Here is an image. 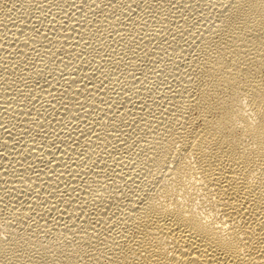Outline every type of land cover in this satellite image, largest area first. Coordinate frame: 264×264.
Listing matches in <instances>:
<instances>
[{
	"label": "bare ground",
	"instance_id": "6f19581e",
	"mask_svg": "<svg viewBox=\"0 0 264 264\" xmlns=\"http://www.w3.org/2000/svg\"><path fill=\"white\" fill-rule=\"evenodd\" d=\"M1 1V0H0ZM9 1H11V0H9ZM47 1V0H46ZM54 1V0H53ZM63 1V0H62ZM66 1V0H65ZM71 1V0H70ZM85 1V0H84ZM90 1V0H89ZM103 1H105V0H103ZM112 1V0H111ZM127 1V0H126ZM145 1H147V0H145ZM149 1V0H148ZM177 1V0H176ZM179 1H181V0H179ZM183 1V0H182ZM192 1V0H191ZM195 1V0H194ZM220 1V0H219ZM219 1H217V2H219ZM6 2V1H5ZM30 2V1H29ZM41 2V1H40ZM64 2V1H63ZM77 2V1H76ZM102 2V1H101ZM117 2V1H116ZM128 2H129V0H128ZM132 1L130 0V3H131ZM134 2V1H133ZM140 2V1H139ZM155 2H158V1H155ZM162 2V1H161ZM164 2V1H163ZM173 2H174V0H173ZM193 2V1H192ZM212 2H214V1H212ZM224 2H225V0H224ZM226 2H227V0H226ZM2 3H3V1H2ZM1 3V4H2ZM27 3V2H26ZM31 3V2H30ZM66 3V2H65ZM80 3V2H79ZM78 3V4H79ZM126 3V2H125ZM135 4H134V6L136 5V1L134 2ZM143 3V2H142ZM145 3V2H144ZM143 3V4H144ZM154 3V2H153ZM186 3V2H185ZM220 3V2H219ZM37 4V3H36ZM35 4V5H36ZM43 4H44V2H43ZM53 4V3H52ZM55 4V3H54ZM89 4V3H88ZM96 4V3H95ZM104 4V3H103ZM102 4V5H103ZM117 4V3H116ZM127 4V3H126ZM133 4V3H132ZM147 4H148V2H147ZM4 5V4H3ZM30 5V4H29ZM45 5H47V4H45ZM68 5V4H67ZM74 5V4H73ZM90 5V4H89ZM98 5V4H97ZM97 5H96V7H97ZM102 5H101V7H102ZM119 5V4H118ZM137 5H139V4H137ZM212 5V4H211ZM217 5H218V3H217ZM220 5L222 6L223 4H219V6L218 7H220ZM225 5V4H224ZM224 5L222 6V7H224ZM27 6H28V4H27ZM54 6V5H53ZM62 6H63V4H62ZM81 6V5H80ZM93 6V5H92ZM91 6V7H92ZM99 6V5H98ZM111 6V5H110ZM159 6V5H158ZM178 6H179V4H178ZM185 6H186V4H185ZM184 6V7H185ZM215 5H213V7H214ZM226 7L225 8H221V10L220 11H218V9H217V12L218 13H220L221 11L223 12L224 10V14L221 12V14H222V16L221 17H219L220 19H219V22L217 23H211V25H210V27H206L204 30H206L207 29V34H203V33H206V32H204L203 31V40H201V43H203L202 41H204V48H205V51H203L204 53H202V56H200L201 58H196L195 60H194V58H192L190 55H187V56H189L190 58H192V59H190L189 61H188V59H189V57H187L186 59H187V61L188 62H193L192 64H193V66L190 64L189 65V67L190 66H192L191 68H192V70L193 71H191V72H194V79H193V81L189 84L188 83V81H186L187 83L185 84V86L186 85H188L189 84V87L184 91V93L182 92L181 93V91L179 92L178 90L175 92V94L172 92V94H174V95H167L166 96V93H167V91H166V93L165 92H162L163 94L161 95V96H163L162 98H161V102H159V101H156V102H153L152 103V100H151V102H147L145 105H144V103H145V99L143 100L142 99V101L141 100H139L140 99V96H139V99L138 100H136L135 99V101H140L139 103H143V104H141V106H140V109H139V111H137V110H134L133 111V113L131 112V113H128V112H130L129 111V109H130V107H129V109H127V107L128 106H131V105H129L131 102H130V98H128V97H126V96H121V94H118V95H116V92H115V90H114V94L111 92V90L110 91H107V90H109L110 89V87H109V89L107 88V85L105 86L106 87V91H103V90H105L104 88H100V86H99V84L100 83H98L97 82V80L95 79V77H94V80L92 81V80H90L91 82L89 83V86H87L88 84H86L87 83V81H86V79H85V81H86V83L84 84V83H82L83 81H81V83L79 84V81L78 80H80V79H78V80H75V79H77L78 77L77 76H79V75H76V77L77 78H71L72 76L71 75H73V74H70V72H69V77L72 79H69V77H68V79L70 80L69 81V84L70 85H67V86H69V88L66 86L65 88L68 90V91H70V92H72V94H69V95H67L68 96V98L67 99H65V101L67 100L68 101V103H66V106H63V105H61V107H62V112L63 111H65L63 108L65 107L66 108V110L68 109V108H70V110H71V106H72V103H75V101L73 102V100L74 99H78V98H76L75 97V94L76 93H78V91H76V93L74 94L73 92H75L74 91V89H72V88H70V87H73L75 84L74 83H78L76 86L77 87H80V88H77V90L79 89V90H86V91H89V93H91V92H93V90H95V86H97V87H99L100 89H103V90H101L102 92V94L103 95H105V96H103V97H105V99L107 100V102L105 101V103H106V105L104 106V108H103V110L104 111H101V112H105L106 114H109L108 112H110L112 109H114V107L115 106H117V105H119V104H121V102H122V100H123V102H122V104H121V106L123 107L124 106V104H126L127 103V101L128 102H130L129 104H128V106H125L124 108H122V107H120V113H119V115H117L116 116V120H120L121 121V119H123V121H124V118H121L120 117V115L121 114H130L131 116H132V114H133V118H131V120H135L136 121V126L135 127H137V126H139V129H144V134H146V132L149 134H147L150 138H152V139H148V142H147V144H146V141H145V143L144 142H140V143H143V144H146V146L144 147V149H142V151H143V153L144 154H146L144 157H148V159H147V157H146V159H145V162L146 161H150V163H152L151 164V166L153 165V166H155L157 169H159V171L157 170V169H155V170H157L158 172H155V170H154V172H155V174H156V176H155V174H154V176H155V179L154 180H156L155 182H156V184L155 183H151V184H155L154 185V187L151 189V188H149L150 189V191H148L146 194H144V195H141V194H135V193H137L136 192V190H135V193H134V195H131V197L129 198V199H127L126 200V198H125V200H126V202L124 201V205L121 203V204H117L118 206L119 205H123V207H121V212H120V210H119V212H120V214L119 213H115V215L116 214H119V215H117V217L118 218H115V219H113L112 217H110V215L111 214H113V213H109L110 215H109V217H110V219L112 218L114 221L113 222H115L114 224H113V222L111 221V223H110V219H109V217H107V215H106V213H107V210H108V208H109V206L110 205H107L108 204V202H107V204H105V203H103V202H101V201H99V202H101V203H99V204H96L95 206H97V207H95L94 206V209L96 210V220H95V218H94V220L95 221H92V219H91V221L92 222H90L89 221V218H86L87 216H88V214L87 213H85V215L87 214V216L85 217V215L84 216H82V217H84V218H82L81 216L78 218V220L80 219V218H82L83 220L81 221V222H83L82 224L81 223H79V224H81L82 225V227H83V230L80 228V227H78V228H80V229H77L78 231H80L81 232V234L79 233V235H78V232H75L76 233V235H78V237H79V239L80 240H78V242H81L79 245L81 246V244H83V245H85V246H87L88 247V250H87V252H86V254H85V252H84V254H83V251H82V254H80V257H79V252H80V250L81 249H83V247H81L80 249H79V252L77 253L78 254V257L79 258H81V255L83 256V258H81V259H77L76 258V260L74 259V257L72 256L73 255V253H72V255H71V252L69 253L70 255H65L64 257H62V255H60L61 256V258H62V260H61V264H264V0H229L228 1V3L225 5ZM0 7H1V5H0ZM38 7V6H37ZM46 7V6H45ZM68 7H70V6H68ZM95 7V8H96ZM100 7V6H99ZM99 7H97V8H99ZM106 7H108V6H106ZM105 7V8H106ZM156 7V6H155ZM217 7V6H216ZM217 7V8H218ZM41 8V7H40ZM52 8V7H51ZM54 8V7H53ZM56 8H57V6H56ZM59 8H60V6H59ZM80 9H81V7H79ZM85 8V7H84ZM94 8V7H93ZM129 8V7H128ZM138 8H140V7H138ZM143 8V7H142ZM146 8V7H145ZM152 8H154V7H151V9ZM182 8V7H181ZM58 9V8H57ZM66 9H67V6H66ZM65 9V10H66ZM72 9V8H71ZM77 9H78V7H77ZM79 9V10H80ZM109 9V8H108ZM116 9V8H115ZM134 9V8H133ZM174 9V8H173ZM202 9H204V8H202ZM211 9H212V7H211ZM216 9V8H215ZM41 10V9H40ZM45 10V9H44ZM62 10V9H61ZM85 10H87V9H85ZM104 10V9H103ZM129 10H131V8L129 9ZM155 10V9H154ZM157 10V9H156ZM34 11V10H33ZM33 11H31V12H33ZM50 11V10H49ZM93 11V10H92ZM96 11V10H95ZM101 11V10H100ZM139 11H140V9H139ZM174 11V10H173ZM5 12V11H4ZM24 12V11H23ZM56 12V11H55ZM63 12H66V11H63ZM71 12H74V11H71ZM70 12V13H71ZM79 12V11H78ZM89 12V11H88ZM94 12V11H93ZM103 12V11H102ZM106 12V11H105ZM182 12V11H181ZM196 12H197V10H196ZM30 13V12H29ZM53 13V12H52ZM87 13V11L85 12V14ZM99 13V12H98ZM104 13V12H103ZM124 13H126L127 14V12H124ZM132 13V12H131ZM138 13V12H137ZM142 13V12H141ZM146 13V12H145ZM157 13H159V12H157ZM162 13V12H161ZM198 13V12H197ZM3 14V13H2ZM9 14V13H8ZM11 14V13H10ZM61 14V13H60ZM101 14V13H100ZM196 14V13H195ZM203 14V13H202ZM206 14V13H205ZM209 14V13H208ZM220 14V15H221ZM23 15V14H22ZM43 15V14H42ZM50 15V14H49ZM58 15V14H57ZM72 16H74L73 14H71ZM92 15L94 16V14L92 13ZM104 15V14H103ZM102 15V16H103ZM144 15H146V14H144ZM143 15V16H144ZM153 15V14H152ZM151 15V16H152ZM158 15V14H157ZM216 15V14H215ZM218 15V14H217ZM216 15V16H217ZM29 16H31L30 14H29ZM54 16V15H53ZM61 16V15H60ZM70 16V15H69ZM77 16V15H76ZM80 16V15H79ZM86 16V15H85ZM125 16V15H124ZM130 16V15H129ZM161 16H162V14H161ZM173 16V15H172ZM195 16V15H194ZM206 16V15H205ZM7 17H10V16H7ZM12 17H14V16H12ZM18 17H20L19 15H18ZM22 17V21L20 20V22L19 23H21V22H25L26 23V20H25V18H24V21H23V16H21ZM26 18H27V16H25ZM37 17V16H36ZM67 17V16H66ZM132 17V16H131ZM163 17V16H162ZM178 17V16H177ZM185 17V16H184ZM192 17V16H191ZM197 18H198V16H196ZM201 17H203V16H201ZM200 17V18H201ZM214 17V16H213ZM2 19H3V17H1ZM0 18V19H1ZM35 18V17H34ZM38 18V17H37ZM51 18V17H50ZM55 18H56V16H55ZM55 18H53V19H55ZM58 18V17H57ZM65 18V17H64ZM68 18V17H67ZM77 18V17H76ZM96 18V17H95ZM106 18H107V16H106ZM118 18V17H117ZM128 18V17H127ZM158 18H159V16H158ZM180 18V17H179ZM187 18V17H186ZM207 18V17H206ZM217 18V17H216ZM11 19V18H10ZM112 19V18H111ZM116 19V18H115ZM123 19V18H122ZM126 19V18H125ZM132 19V18H131ZM153 19V18H152ZM173 19V18H172ZM189 18H187V20H188ZM190 19H192V18H190ZM201 19H203V18H201ZM211 19H213V18H211ZM210 19V20H211ZM12 20V19H11ZM30 20V19H29ZM57 20V19H56ZM60 20V19H59ZM65 20V19H64ZM83 20V19H82ZM94 20V19H93ZM113 20V19H112ZM146 20V19H145ZM150 20V19H149ZM174 20V19H173ZM177 20V19H176ZM180 20V19H179ZM198 20V19H197ZM217 20V19H216ZM215 20V21H216ZM3 21V20H2ZM2 21H0L1 22V24H2ZM14 21V20H13ZM12 21V22H13ZM19 21V20H18ZM18 21H17V23H18ZM28 21V20H27ZM39 21V20H38ZM43 21V20H42ZM55 21V20H54ZM62 21H63V19H62ZM61 21V22H62ZM86 21V20H85ZM122 21V20H121ZM172 21V20H171ZM178 21V20H177ZM185 21V20H184ZM183 21V22H184ZM202 21V20H201ZM214 21V22H215ZM9 22V21H8ZM15 22V21H14ZM29 23H26V24H24V25H26V29H29L30 31L29 32H31V31H36V36L39 38V39H43V38H46V39H51V40H53V42H51L50 41V43H52V45H50V46H48V47H51V49L49 50V49H45L46 51H55L54 52V54H58V53H60V54H63L64 52L65 53H67V52H69V53H72V52H76V50L74 49H69L68 48V44H67V40L72 36L73 37V35L75 34V35H77L76 33L78 32V31H80V29L83 27V25L84 24H81V23H72V22H74V21H72L71 20V23L70 22H66L65 24H66V28H64V27H62V23L60 24V22H59V24H60V26H57V27H52V24L49 26L50 28H46V29H39V30H36V28H34L35 26H33V25H31L30 23V21H28ZM33 22H34V20H33ZM76 22V21H75ZM87 22H88V20H87ZM98 22H99V20H98ZM123 22V21H122ZM126 22V21H125ZM151 22V21H150ZM173 22V21H172ZM175 22V21H174ZM213 22V21H212ZM4 23V22H3ZM9 23H11V22H9ZM18 23V24H19ZM95 23V22H94ZM110 23V22H109ZM138 23V22H137ZM147 23V22H146ZM180 23V22H179ZM186 23V22H185ZM188 23H190V21L188 22ZM187 23V24H188ZM192 23V22H191ZM193 23H195L194 21H193ZM205 23V22H204ZM6 24V23H5ZM17 24V25H18ZM36 24V23H35ZM104 24V23H103ZM107 24H108V22H107ZM114 25H116L115 23H113ZM119 24V23H118ZM151 24V23H150ZM181 24V23H180ZM183 24V23H182ZM203 24V23H202ZM210 24V23H209ZM11 25H13V24H11ZM21 25V24H20ZM23 25V24H22ZM42 25V24H41ZM86 25V24H85ZM92 25V24H91ZM101 25L102 24H100V27H101ZM132 25H133V23H132ZM137 25V24H136ZM140 25V24H139ZM144 25H146V24H144ZM9 26V25H8ZM54 26H56V22H55V25ZM125 26H126V24H125ZM125 26H124V28H125ZM130 26V25H129ZM147 26V25H146ZM155 26V25H154ZM190 26V25H189ZM196 26V25H195ZM204 26V25H203ZM206 26H208V25H206ZM212 26V27H211ZM4 27H6V25L4 26ZM16 27V26H15ZM111 27V26H110ZM120 27V26H119ZM118 27V28H119ZM123 27V26H122ZM150 27V26H149ZM163 27V26H162ZM162 27H161V29H162ZM170 27V26H169ZM184 27H186V26H184ZM183 27V29H185L186 30V28H184ZM205 27V26H204ZM9 28H10V26H9ZM19 28H20V26H19ZM40 28V27H39ZM42 28H45L44 27V23H43V27ZM64 28V29H63ZM88 28V27H87ZM103 28H104V25H103ZM134 28V27H133ZM141 28V27H140ZM171 28V27H170ZM175 28V27H174ZM173 28V29H174ZM179 28V27H178ZM203 28V27H202ZM15 29H18V28H15ZM22 29H23V27H22ZM35 29V30H34ZM38 29V28H37ZM66 29V30H65ZM108 29V28H107ZM113 29V28H112ZM125 29H127V28H125ZM128 29H130V28H128ZM143 29V28H142ZM147 29V28H146ZM165 29V28H164ZM172 29V30H173ZM200 29V28H199ZM82 30V29H81ZM92 30V29H91ZM111 30V29H110ZM114 30V29H113ZM132 30V29H131ZM134 30V29H133ZM151 30H152V28H151ZM158 30H159V28H158ZM180 30V29H179ZM193 30V29H192ZM195 30V29H194ZM201 30V29H200ZM0 31H2V33H3V30H2V28L0 29ZM11 31V30H10ZM9 31V32H10ZM14 31V30H13ZM12 31V32H13ZM22 31V30H21ZM26 31H28V30H26ZM42 31H44V32H42ZM45 31L48 33V35H50L49 37H47L45 34ZM120 31V30H119ZM145 31V30H144ZM143 31V32H144ZM156 31H157V29H156ZM154 32V31H152V32H154V33H150L149 34V36H148V38H145L146 40L148 39H155V38H157V36H158V40H160L159 39V36H161L162 37V35H161V33L160 34H158L157 32ZM163 31V30H162ZM175 31V30H174ZM178 31V30H177ZM184 31V30H183ZM183 31H181V32H183ZM188 31H189V29H187V33H185L186 31H184L183 33L184 34H188ZM15 32V31H14ZM25 32V31H24ZM24 32H22V33H24ZM124 32H125V30H124ZM128 32V31H127ZM159 32V31H158ZM168 32V31H167ZM191 32V31H190ZM192 32H194V31H192ZM191 32V33H192ZM11 33V32H10ZM16 33H17V31H16ZM18 33L20 34V31L18 30ZM17 33V34H18ZM52 35H51V34ZM96 33V32H95ZM108 33H110V32H108ZM112 33V32H111ZM122 33V32H121ZM133 33V32H132ZM139 33V32H138ZM164 33H166V32H164ZM169 33V32H168ZM176 33V32H175ZM175 33H174V35H175ZM197 33V32H196ZM200 31H199V36H201L200 35ZM12 34V33H11ZM16 34V35H17ZM19 34H18V36H19ZM28 34V33H27ZM33 34V33H32ZM79 34V33H78ZM82 34V33H81ZM99 34V33H98ZM115 34V33H114ZM119 34V33H118ZM123 34V33H122ZM139 34H141V33H139ZM178 32H177V36H178ZM193 34V36H194V33H192ZM192 34H191V36H192ZM1 35V34H0ZM4 35H6V34H4ZM9 35V34H8ZM29 35V34H28ZM31 35V34H30ZM29 35V37H31ZM33 35H35V34H33ZM74 35V36H75ZM88 35V34H87ZM110 35V34H109ZM113 35V34H112ZM116 35V34H115ZM125 35V34H124ZM128 34L126 33V36H127ZM144 35H148V33L147 34H144L143 33V35H141V36H144ZM165 35V34H164ZM173 35V34H172ZM183 35V34H182ZM181 34L179 35V36H182ZM198 35V34H197ZM10 36H13V35H10ZM16 37V36H14L13 38H11V40L9 39V38H7V39H9L10 40V43L13 45V47L9 50L8 49V47H7V49H6V45L4 46V42L5 41H8L6 38L4 39L5 41L3 42V38L5 37H3L2 39L0 38V59H3V60H5V58H7V57H9V56H12L11 55V53H13V52H18V54H19V52H23V54H24V52H25V50H32L31 48H33V47H31L32 45H31V43L30 42H28V41H26L27 39H30V38H24L23 36H21V37H23V39L22 40H20V38L19 37ZM35 36V37H36ZM104 36V35H103ZM105 36H107V35H105ZM120 36V35H119ZM118 36V37H119ZM122 36V35H121ZM133 37H135L134 36V34L132 35ZM167 36V35H166ZM179 36H178V38H179ZM188 36V35H187ZM199 36H198V38H199ZM16 37V38H15ZM34 37V38H35ZM78 37H79V35H78ZM87 37V36H86ZM85 37V38H86ZM100 37H101V35H100ZM117 37V38H118ZM138 37H140V36H138ZM145 37H147V36H145ZM172 37V36H171ZM189 37V36H188ZM195 38H197V36L195 35L194 36ZM17 38H19V39H17ZM37 38V39H38ZM79 38H81V36L79 37ZM96 38V37H95ZM104 38V37H103ZM127 37H125V39H126ZM131 38V37H130ZM141 38V37H140ZM163 38V37H162ZM187 37H185V39H186ZM201 38V37H200ZM37 39L35 40V42L37 41ZM41 39V41H43ZM71 39V41H72V38H70ZM82 39H84V38H82ZM102 39V38H101ZM112 39H114V38H112ZM115 39H116V37H115ZM119 39V38H118ZM121 39V38H120ZM123 41L125 40L124 39V36H123ZM121 39V40H122ZM166 39V38H165ZM164 39V40H165ZM168 39V38H167ZM179 39H181V38H179ZM184 39V38H183ZM188 39V38H187ZM187 39H186V41H187ZM194 39V38H193ZM202 39V38H201ZM30 40H33L34 41V39L31 37V39ZM47 40V41H48ZM86 40V39H85ZM98 40V39H97ZM105 40V39H104ZM139 40V39H138ZM144 40V39H143ZM148 40L147 41H145V42H147V44L150 46V42L148 43ZM156 41H157V39H155ZM162 40V39H161ZM171 40V39H170ZM169 40V41H170ZM172 40H174V38H172ZM176 40V39H175ZM195 41H196V39H194ZM41 41H39V42H41ZM74 42H75V38H74V40H73ZM77 41V40H76ZM86 41H88V40H86ZM108 41V40H107ZM127 41V40H126ZM154 41V40H153ZM163 41V40H162ZM161 41V42H162ZM168 41V42H169ZM180 41V40H179ZM185 41V40H184ZM198 41V40H197ZM130 42H132V39H131V41ZM137 42V41H136ZM145 42L143 41V43L141 42V44H143V46H144V44H145ZM159 42V41H158ZM160 42V43H161ZM164 42V41H163ZM166 42V41H165ZM172 42V41H171ZM200 42V41H199ZM38 43V42H37ZM36 43V44H37ZM43 43H45V42H43ZM71 43H73V42H70V44ZM95 43V42H94ZM117 43V42H116ZM173 43V42H172ZM192 43V42H191ZM10 44V45H11ZM49 44V43H48ZM69 44V45H70ZM83 44H85L84 42H83ZM121 44V43H120ZM131 44V43H130ZM154 44V43H153ZM158 44V43H157ZM163 44V43H162ZM162 44H160V45H162ZM166 43H164L163 45H162V47L165 45ZM175 44H176V42H175ZM184 44V43H183ZM183 44H181V45H183ZM197 44H199L198 42H197ZM197 44H196V46H197ZM9 45V44H8ZM46 45H47V42H46ZM45 44L43 45V46H46ZM73 45V44H72ZM74 45H76V43L74 44ZM77 45H79V44H77ZM90 45H91V43H90ZM94 45H96V44H94ZM94 45H92V47L94 46ZM101 45V44H100ZM138 45V44H137ZM139 45H140V43H139ZM172 46L171 45V43L169 42V44H168V46ZM178 45V44H177ZM185 45H187V44H184V46ZM191 45V44H190ZM200 45V44H199ZM202 45V44H201ZM33 46H34V44H33ZM37 46H39V44L37 45ZM36 46V47H37ZM80 46V45H79ZM81 46H82V44H81ZM84 46V45H83ZM123 46V45H122ZM127 46V45H126ZM142 46V47H143ZM146 46V45H145ZM155 46H157V45H155ZM159 46V45H158ZM178 46H180V45H178ZM183 46V47H184ZM187 46H189V44L187 45ZM187 46H185L184 48L186 49V47ZM194 46V45H193ZM192 46V47H193ZM10 47V46H9ZM35 47V46H34ZM35 47V48H36ZM40 47H42L41 45H40ZM99 47H101V46H99ZM141 47V46H140ZM141 47V48H142ZM154 47V46H153ZM166 47V46H165ZM203 47V46H202ZM73 48H75V46L73 47ZM111 48H112V46H111ZM121 48V47H120ZM128 48V47H127ZM166 48H168V47H166ZM171 48V47H170ZM173 48H175V47H173ZM172 48V49H173ZM179 48V47H178ZM195 48V47H194ZM197 48H199V46L197 47ZM39 49V48H38ZM37 49V50H38ZM42 49H44V47L42 48ZM80 49V48H79ZM104 49V48H103ZM102 49V50H103ZM124 48H122V50H123ZM136 49V48H135ZM143 49H144V47H143ZM145 49H146V47H145ZM144 49V51H147V52H149V51H151V48H150V50L148 51L147 49L145 50ZM153 49V48H152ZM169 49V48H168ZM176 49V48H175ZM183 49V48H182ZM184 49V50H185ZM190 49H191V47H190ZM189 48H187V50H190ZM193 49V48H192ZM83 50V49H82ZM91 50V49H90ZM102 50H101V52H102ZM130 50H132V49H130ZM130 50H126V53H124L123 55L125 56L126 54H127V51H130ZM139 50V49H138ZM164 50V49H163ZM174 50V49H173ZM184 50H183V52H184ZM186 50V51H187ZM196 50H198V49H196ZM203 50V49H202ZM201 49H199V51H202ZM41 51V50H40ZM48 51V52H49ZM87 51V50H86ZM98 51H99V49H98ZM105 51V50H104ZM112 51H114V50H112ZM118 51V54H120V53H122V51L119 53V50H117ZM134 51V50H133ZM155 51V50H154ZM186 51H185V53H186ZM56 52H58V53H56ZM123 52H125V51H123ZM130 52H132V51H130ZM135 52V51H134ZM133 52V53H134ZM141 52V51H140ZM146 52V53H147ZM152 52V51H151ZM150 52V53H151ZM160 52H161V50H160ZM159 52V53H160ZM165 52V51H164ZM166 52H168V51H166ZM172 52V51H171ZM174 52V51H173ZM176 52H178V50L176 51ZM188 52V51H187ZM194 52V51H193ZM30 53H32V52H30L29 51V54ZM83 53V52H82ZM85 53V52H84ZM155 53H157V52H155ZM180 53V52H179ZM178 53V54H179ZM197 53V51L195 52V54ZM200 53V52H199ZM38 54V53H37ZM47 53H45L44 54V52H43V55H46ZM52 54V53H51ZM51 54H50V57H51ZM54 54H52L54 57H55V55ZM73 54V53H72ZM72 54H70V55H72ZM80 54V53H79ZM101 54V53H100ZM104 54V53H103ZM108 54V53H107ZM128 54H130V53H128ZM140 54V53H139ZM153 54V53H152ZM160 54H162V53H160ZM169 54V53H168ZM173 54V53H172ZM183 54V53H182ZM20 55V54H19ZM26 55H27V53H26ZM40 55H41V53H40ZM64 55V54H63ZM67 56H69V54L67 53L66 54ZM75 55H76V53H75ZM94 55V54H93ZM106 55V54H105ZM120 55H122V54H120ZM122 55V56H123ZM138 55V54H137ZM157 55V54H156ZM167 55V54H166ZM177 55V54H176ZM181 55V54H180ZM198 55H201V54H198ZM14 56V55H13ZM47 56H49V54H47L45 57L47 58ZM78 56V55H77ZM90 56V55H89ZM122 56H121V58H122ZM134 56V55H133ZM159 56V55H158ZM165 56V55H164ZM185 56V55H184ZM195 57H197L196 55H194ZM28 57V56H27ZM30 57H31V55H30ZM44 57V58H45ZM50 57L48 58V59H50ZM56 57H57V55H56ZM61 57V56H60ZM76 57V56H75ZM80 57V56H79ZM102 57V56H101ZM100 57V58H101ZM120 57V56H119ZM136 57V56H135ZM161 57V56H160ZM176 57V56H175ZM179 57V56H178ZM177 57V58H178ZM10 58L11 57H9V60H10ZM13 58V57H12ZM15 58V57H14ZM13 58V59H14ZM18 58V57H17ZM19 58H20V56H19ZM26 58V57H25ZM43 58V57H42ZM53 58V57H52ZM63 58V57H62ZM125 58V57H124ZM123 58V59H124ZM139 58H142V56L141 57H139ZM156 58V57H155ZM166 58V57H165ZM173 58V57H172ZM171 58V59H172ZM21 59V58H20ZM28 59V62L30 61V58H27ZM26 59V60H27ZM32 59V58H31ZM57 59V58H56ZM76 59V58H75ZM80 59V58H79ZM83 59V58H82ZM95 59V58H94ZM132 59H133V57H132ZM131 59V60H132ZM162 59V58H161ZM161 59H160V61H161ZM33 60V59H32ZM39 60H41V59H39ZM52 60V59H51ZM65 60V59H64ZM73 60H74V58H73ZM87 60V59H86ZM89 60H91L90 58H89ZM102 60V59H101ZM128 60V59H127ZM134 60V59H133ZM166 60V59H165ZM181 60V59H180ZM6 61V60H5ZM25 61V60H24ZM49 61V60H48ZM58 61H59V59H58ZM58 61H56V62H58ZM67 61V60H66ZM112 62H113V60H111ZM116 61H118V60H116ZM123 61V60H122ZM141 61V60H140ZM177 61H178V59H177ZM2 62V61H1ZM0 62V63H1ZM17 62H19V60L17 61ZM21 62V61H20ZM27 62V61H26ZM25 62V63H26ZM44 62H45V60H44ZM61 62V61H60ZM94 62V61H93ZM105 62V61H104ZM121 62V61H120ZM125 62V61H124ZM124 62H122L121 64H124V65H127L129 62H131L130 61V59H129V61H126V63H124ZM164 62V61H163ZM188 62L186 63V62H184V64H186V65H188ZM3 63H4V61H3ZM9 63H10V61H9ZM30 63L32 64V62L30 61ZM39 63H40V61H39ZM68 63H69V61H68ZM77 63V62H76ZM97 63H98V60H97ZM109 63V62H108ZM114 63H115V61H114ZM114 63H112V64H114ZM118 63H119V61H118ZM134 63V62H133ZM140 63V62H139ZM168 63H170V62H168ZM15 64V63H14ZM17 64V63H16ZM42 64V63H41ZM40 64V65H41ZM46 64V63H45ZM65 64V63H64ZM87 64V63H86ZM91 64V63H90ZM102 64V63H101ZM132 64V63H131ZM130 64V65H131ZM163 64V63H162ZM1 65V64H0ZM9 65V64H8ZM7 65V66H8ZM11 65V64H10ZM18 65V64H17ZM16 65V66H17ZM22 65V64H21ZM23 65H24V62H23ZM27 65L28 64H26V67H27ZM61 65H63V64H61ZM99 65V64H98ZM105 65V64H104ZM109 65V64H108ZM115 65V64H114ZM114 65H112V66H114ZM119 65V64H118ZM160 65V64H159ZM176 65H178V64H176ZM6 66V65H5ZM4 65H3V68L5 67ZM12 66V65H11ZM16 66H14L13 65V67L12 68H14V67H16ZM33 66V65H32ZM68 66V65H67ZM67 66H65V67H67ZM70 66V65H69ZM72 66V65H71ZM110 66H111V64H110ZM116 66V65H115ZM129 66V65H128ZM134 67H138V65L137 66H135V64L133 65ZM170 66V65H169ZM180 66V65H179ZM183 67H184V65H182ZM1 67H2V65H1ZM19 67H22V66H20V64H19ZM24 67V66H23ZM29 67H31L30 65H29ZM38 66H36V68H37ZM40 67V66H39ZM58 67V66H57ZM101 67H102V65H101ZM117 67V66H116ZM171 67V66H170ZM32 68V67H31ZM63 68V67H62ZM95 68V67H94ZM98 68V67H97ZM115 68V67H114ZM123 69H124V67H122ZM130 68V67H129ZM139 68V67H138ZM157 68V67H156ZM178 68H182V67H178ZM188 68V67H187ZM18 69V68H17ZM27 69V68H26ZM34 69V68H33ZM78 69V68H77ZM80 69H81V67H80ZM84 69V68H83ZM82 69V70H83ZM107 69V68H106ZM105 69V70H106ZM112 69V68H111ZM110 69V70H111ZM126 69H128V67L126 68ZM131 69H132V66H131ZM130 69V70H131ZM137 69V68H136ZM135 69V70H136ZM152 70L154 69V68H151ZM150 69V70H151ZM9 70V69H8ZM16 70V69H15ZM37 71H38V68L36 69ZM41 70V69H40ZM39 70V71H40ZM59 70H61V69H59ZM81 70V71H82ZM84 70H86V69H84ZM83 70V71H84ZM93 70V69H92ZM101 70H104V69H100V71ZM110 70H107V71H105V73L106 72H108V71H110ZM121 70V69H120ZM125 70V69H124ZM129 70V69H128ZM134 70V71H135ZM146 70V69H145ZM162 70V69H161ZM185 70V69H184ZM1 71H2V69H1ZM5 71H7V70H5ZM11 71V70H10ZM12 71H14L13 69H12ZM11 71V72H12ZM22 71V70H21ZM30 71H32V70H30ZM37 71L35 72V69H34V72L35 73H37ZM42 71V70H41ZM57 71V70H56ZM74 71H76V69L74 70ZM79 71V70H78ZM78 71H77V73H78ZM82 71V72H83ZM116 71V70H115ZM132 71H133V69H132ZM132 71H130V72H132ZM139 71V70H138ZM156 71V70H155ZM154 71V72H155ZM164 71V70H163ZM183 71V70H182ZM186 71V70H185ZM189 71H190V68H189ZM10 72V73H11ZM23 73H25L24 72V68H23V71H22ZM66 72H67V70H66ZM81 72V73H82ZM93 72H94V70H93ZM99 72V71H98ZM97 72V73H98ZM111 72V71H110ZM114 72V71H113ZM113 72H111V73H113ZM142 72V71H141ZM152 72V71H151ZM169 72V71H168ZM167 72V73H168ZM179 72H180V70H179ZM1 73V72H0ZM4 73H6V72H4ZM3 73V74H4ZM34 73V74H35ZM42 73V72H41ZM58 73H59V71H58ZM57 73V74H58ZM76 73V74H77ZM87 73H89L88 71H87ZM115 73V72H114ZM122 73H123V71H122ZM125 73H127L126 71H125ZM129 73V72H128ZM158 73V72H157ZM170 73V72H169ZM175 73H178V72H175ZM7 74H8V72H7ZM28 73L26 72V75H27ZM31 74H33V73H31ZM33 74V75H34ZM37 74H39V73H37ZM36 74V75H37ZM63 74V73H62ZM66 74V73H65ZM68 74V73H67ZM79 74H80V72H79ZM94 74H96L95 72H94ZM94 74H92L93 76H94ZM100 74H101V72H100ZM104 74V73H103ZM107 74H109V73H107ZM131 74V73H130ZM130 74H128V76H130ZM133 74V73H132ZM131 74V75H132ZM2 75V74H1ZM0 75V76H1ZM6 75V74H5ZM5 75L3 76L4 78H5ZM41 75V74H40ZM44 75V74H43ZM48 75V74H47ZM102 75V74H101ZM117 75V74H116ZM116 75H112L111 77H113V76H115L116 77ZM119 75H121L120 73H119ZM127 75V74H126ZM147 75V74H146ZM150 75H152V74H150ZM175 75V74H174ZM173 75V76H174ZM193 75V74H192ZM7 76V75H6ZM21 76H23V74L21 75ZM20 76V77H21ZM29 76V75H28ZM74 76V75H73ZM80 76H82V75H80ZM85 76V75H84ZM90 76V75H89ZM93 76H90V79L91 78H93ZM100 76V75H99ZM105 76H106V74H105ZM109 76V75H108ZM122 76H124V75H122ZM133 76V75H132ZM159 76V75H158ZM173 76H171L170 75V78L172 77V78H174ZM178 76V75H177ZM24 77H26V76H24ZM38 77H39V75H38ZM54 77V76H53ZM86 77H88L87 75H86ZM101 77V76H100ZM99 77V78H100ZM102 77H104L103 75H102ZM115 77H113V78H115ZM127 77V76H126ZM125 77V78H126ZM135 77H137V76H135ZM169 77V76H168ZM180 77V76H179ZM26 78H28V77H26ZM36 78V77H35ZM64 78V77H63ZM106 78V77H105ZM164 78V77H163ZM6 79V78H5ZM7 79H8V76H7ZM6 79V80H7ZM29 79H30V76H29ZM82 79H84V77L82 78ZM102 79V78H101ZM110 79V78H109ZM116 79H117V77H116ZM121 79H124V78H121ZM129 79V78H128ZM130 79H131V76H130ZM134 79V78H133ZM143 79V78H142ZM145 79V78H144ZM166 79H168V78H166ZM175 79V78H174ZM176 79H178V78H176ZM183 79V78H182ZM1 80V79H0ZM32 80V79H31ZM45 80V79H44ZM52 80H55V78H52ZM52 80H50L51 82H52ZM67 80V79H66ZM99 80V79H98ZM107 80V79H106ZM112 80V79H111ZM118 80V79H117ZM126 80V79H125ZM138 80H139V78H138ZM141 80V79H140ZM148 80H149V78H148ZM187 80H189V79H187ZM25 81V80H24ZM30 81V80H29ZM35 81V80H34ZM59 81V80H58ZM62 81H63V79H62ZM65 81V80H64ZM103 81V80H102ZM108 81V80H107ZM129 81V80H128ZM132 81V80H131ZM134 81V80H133ZM132 81V82H133ZM143 81V80H142ZM164 81V80H163ZM166 81V80H165ZM170 81V80H169ZM177 81V80H176ZM27 82V81H26ZM111 82V81H110ZM109 82V83H110ZM112 82H115V81H112ZM117 82V81H116ZM120 82V81H119ZM126 82V81H125ZM138 82H140V81H138ZM172 82V81H171ZM171 82H170V84H171ZM8 83V82H7ZM6 83V84H7ZM35 83V82H34ZM54 83V81L52 82V84L51 85H54V87H56L57 85L56 84H53ZM55 83H56V80H55ZM63 83V82H62ZM66 83H67V81H66ZM106 84H107V82H105ZM141 83V82H140ZM174 83H177V82H175V80H174ZM29 84V83H28ZM45 84V83H44ZM48 84V83H47ZM61 83H59V85H60ZM91 84V85H90ZM103 84V83H102ZM117 84V83H116ZM139 84V83H138ZM169 84V83H168ZM168 84H167V86H168ZM173 84V83H172ZM171 84V85H172ZM178 84H180V83H178ZM178 84H175V85H178ZM4 85V84H3ZM2 85V86H3ZM25 85V84H24ZM33 85V84H32ZM50 85V83H49V89H52L51 87H53V86H51ZM56 85V86H55ZM64 85V84H63ZM71 85H73V86H71ZM101 85V84H100ZM119 85V84H118ZM129 85H131V84H129ZM136 85V84H135ZM174 85V84H173ZM172 85V86H173ZM181 85L183 86L184 84L183 83H181ZM180 85V86H181ZM1 86V88L3 89V87ZM11 86V85H10ZM27 86V85H26ZM43 86V85H42ZM41 86V87H42ZM46 86V85H45ZM51 86V87H50ZM137 86V85H136ZM144 86V85H143ZM146 86V85H145ZM144 86V87H145ZM184 86V87H185ZM7 87V86H6ZM16 87V86H15ZM64 87V86H63ZM63 87H62V89L59 91L58 89H59V87H58V92H59V94L58 95H60V94H63V93H61L64 89H63ZM0 88V89H1ZM19 88V87H18ZM21 88V87H20ZM34 88V87H33ZM32 88V89H33ZM45 88V87H44ZM48 88V87H47ZM60 88H61V86H60ZM129 88V87H128ZM135 88V87H134ZM142 88V87H141ZM147 86H146V91H147ZM172 87L170 86V89H171ZM174 88V87H173ZM172 88V89H173ZM186 88V87H185ZM184 88V89H185ZM9 89V88H8ZM27 89V88H26ZM31 88L29 89V90H32ZM43 89V88H42ZM66 89L64 90V91H66ZM127 89V88H126ZM140 89V88H139ZM170 89H168V90H170ZM175 89V88H174ZM6 91H7V88L5 89ZM17 90V89H16ZM19 90H21V89H19ZM18 90V91H19ZM46 90H48V89H46ZM46 90H45V93H46ZM56 90V89H55ZM56 90V91H57ZM117 90V89H116ZM125 90V89H124ZM141 90H143V89H141ZM140 90V91H141ZM145 90H143L144 91V96H145V94H146V92H145ZM0 91H2V90H0ZM27 91V90H26ZM37 91V90H36ZM50 92L52 91V90H49ZM63 91V92H64ZM67 91V92H68ZM91 91V92H90ZM118 91V90H117ZM155 91V90H154ZM159 91V90H158ZM157 91V92H158ZM171 91H174V90H171ZM5 91H3V95L4 94H6V92L4 93ZM15 92V91H14ZM37 92H39V91H37ZM36 92V93H37ZM40 92H41V90H40ZM44 92V91H43ZM48 92V91H47ZM57 92V93H58ZM100 92V91H99ZM120 92V91H119ZM138 92V91H137ZM160 92V91H159ZM177 92H179V93H177ZM9 93H10V91H9ZM8 93V94H9ZM17 93V91L15 92V94ZM19 93V92H18ZM17 93V94H18ZM29 93V92H28ZM44 93V94H45ZM56 93V94H57ZM64 93H66V92H64ZM101 93H97V97L99 96L98 94H101ZM118 93V92H117ZM123 93V92H122ZM129 93V92H128ZM139 93V92H138ZM156 93V92H155ZM165 93V94H164ZM171 93V92H170ZM169 93V94H170ZM12 94V93H11ZM20 94H21V92H20ZM20 94H18V95H20ZM25 94V93H24ZM27 94V93H26ZM34 94V93H33ZM39 94V93H38ZM42 95H43V93H41ZM47 94H49V95H47ZM47 94H45V95H47V96H50V94L51 93H47ZM54 94H55V92H54ZM54 94H53V97H54ZM67 94V93H66ZM81 94V93H80ZM83 94H84V92H83ZM86 94V93H85ZM84 94V95H85ZM92 94V93H91ZM96 94V93H95ZM95 94H94V96H95ZM132 94H134V93H132ZM141 94V93H140ZM159 93H157V95H158ZM0 95H2V94H0ZM17 95V96H18ZM23 95V94H22ZM21 95V96H22ZM31 95V94H30ZM64 95V94H63ZM78 95V94H77ZM83 95V96H84ZM86 95H88V94H86ZM85 95V96H86ZM90 95V94H89ZM93 95V94H92ZM137 95H139V94H137ZM142 95V94H141ZM160 95V94H159ZM164 95L167 97V100L166 99H164ZM5 96V95H4ZM25 96V95H24ZM36 96V95H35ZM56 96V95H55ZM93 96V97H94ZM153 96H154V94H153ZM152 95H151V97H153ZM156 96V95H155ZM2 97V96H1ZM5 97H7L6 99H7V101L9 100L8 99V97H9V95L7 96H5ZM23 97V96H22ZM21 97V98H22ZM32 97V96H31ZM51 97V96H50ZM58 97V96H57ZM60 98H61V96H59ZM75 97V98H74ZM81 97V96H80ZM92 96H90L89 97V99L91 98ZM158 97V96H157ZM10 98V97H9ZM14 98V97H13ZM34 98V97H33ZM44 98V97H43ZM45 98H47V97H45ZM55 98V97H54ZM66 98V97H65ZM100 97H98L97 99L98 100H100L99 99ZM138 98V97H137ZM160 98V97H159ZM2 99V98H1ZM15 99V98H14ZM13 99V100H14ZM17 99V98H16ZM48 99V98H47ZM50 99H52V97L50 98ZM59 99V98H58ZM62 99V98H61ZM63 99H64V97H63ZM69 99V100H68ZM88 99V98H87ZM88 99V100H89ZM94 99H96V98H94ZM96 99V100H97ZM105 99H103V101L105 100ZM152 99V98H151ZM153 99H155V98H153ZM11 100H12V98H11ZM39 100V99H38ZM57 99H55V101H56ZM60 100V99H59ZM79 100H80V98H79ZM86 100V99H85ZM90 100H92V98L90 99ZM125 100H126V102H125ZM147 100H149V99H146V101ZM156 100H157V98H156ZM159 100V99H158ZM0 101H2V100H0ZM26 101V100H25ZM36 101V100H35ZM49 101H52V100H49ZM49 101H48V103H49ZM54 101V102H55ZM62 101V100H61ZM66 101V102H67ZM84 101V100H83ZM82 101V102H83ZM4 102V99H3V101H2V103ZM11 102V101H10ZM15 102V101H14ZM34 102V101H33ZM57 102H58V100H57ZM63 102V101H62ZM79 102V101H78ZM125 102V103H124ZM136 102V103H137ZM1 103V102H0ZM7 102H6V100H5V104H6ZM38 103V102H37ZM36 103V104H37ZM40 103V102H39ZM81 103V102H80ZM79 103V104H80ZM89 103V102H88ZM90 103H92V102H90ZM138 103V106H137V109H138V107H139V104ZM8 104H9V101H8ZM7 104V105H8ZM14 104V103H13ZM12 104V105H13ZM18 104V103H17ZM49 104H54V103H49ZM68 104V105H67ZM78 104V103H77ZM87 104V103H86ZM96 104H98V103H96ZM4 105V104H3ZM2 105V106H3ZM10 105H11V103L9 104V107H10ZM19 105V104H18ZM18 105H17V107L15 106V104H14V106L16 107V108H18ZM22 105V104H21ZM25 105V104H24ZM24 105H23V109L25 110L26 109V107L24 108ZM46 105V104H45ZM75 105H76V103H75ZM81 105V104H80ZM101 105V104H100ZM134 105V104H133ZM132 105V106H133ZM144 105V106H143ZM148 105V108L146 109L145 108V106H147ZM14 106L12 107V109H16V108H14ZM34 106V105H33ZM42 106H44V105H42ZM50 106H52V105H50ZM55 107H57L58 108V106H56V105H54ZM59 106H60V103H59ZM88 106V105H87ZM134 106H136V105H134ZM0 107H1V105H0ZM5 107H7V106H5ZM22 107V106H21ZM21 107H19V108H21ZM37 108H38V106H36ZM46 107V106H45ZM44 107V108H45ZM74 107V106H73ZM76 107V106H75ZM90 107H91V105H90ZM118 107V106H117ZM2 108H4V107H2ZM1 108V109H2ZM34 107H32L31 109H33ZM40 108V107H39ZM38 108V109H39ZM42 108V107H41ZM49 108V107H48ZM85 108V107H84ZM87 108V107H86ZM95 108V107H94ZM99 108V107H98ZM100 108H101V110H102V106H100ZM22 109V108H21ZM20 109V110H21ZM52 109V108H51ZM56 109V108H55ZM55 109H54V111H55ZM61 109V108H60ZM73 110L75 109V108H72ZM93 109V108H92ZM132 109V108H131ZM133 109H136V108H133ZM132 109V110H133ZM7 110V109H6ZM9 110V109H8ZM18 110V109H17ZM17 110H15V111H17ZM81 110H84V109H81ZM87 110V109H86ZM85 110V111H86ZM115 110H116V108H115ZM114 110V111H115ZM131 110V111H132ZM171 110H173V113H174V117H173V119H172V117H171V119H170V116L168 117L169 118V120H165L166 118H167V116H166V114H168V112H169V114H171ZM0 111H2V110H0ZM11 111V108H10V110H9V113H11L10 112ZM14 111V110H13ZM22 111V110H21ZM32 111V110H31ZM34 112L36 111V110H33ZM47 111V110H46ZM50 111V110H49ZM68 111V110H67ZM66 111V112H67ZM76 111H77V108H76ZM80 111V110H79ZM87 111H89V110H87ZM86 111V112H87ZM99 111V110H98ZM113 111V110H112ZM111 111V112H112ZM118 111H119V109H118ZM171 111V112H170ZM23 112V111H22ZM21 112V113H22ZM25 113H26V111H24ZM29 112V111H28ZM41 111H39V113H40ZM58 112H59V109H58ZM68 112H70V111H68ZM100 112V111H99ZM4 113V112H3ZM8 113V112H7ZM17 113H18V111H17ZM16 113V114H17ZM20 113V114H21ZM33 113V112H32ZM36 113H37V111H36ZM51 113V112H50ZM57 113V112H56ZM60 113H61V110H60ZM73 113H74V111H73ZM80 113H82L81 111H80ZM79 113V114H80ZM88 113L90 114V112H87V115H88ZM14 114V113H13ZM12 114V115H13ZM16 114L14 115L15 117H16ZM41 114V113H40ZM48 114V113H47ZM85 114V113H84ZM83 114V115H84ZM116 114V112H114V115ZM12 115H11V117H12ZM22 115V114H21ZM25 116H26V114H24ZM23 115V116H24ZM27 115H29L28 113H27ZM36 115V114H35ZM68 115V114H67ZM102 115V114H101ZM17 116H18V114H17ZM23 117L22 119L23 120H21V122L22 121H24V118H26V117ZM37 116V115H36ZM40 116L41 115H39V116H37V117H39V118H37V117H35L36 118V121L34 120L33 122H34V125H37L41 120H39L40 119ZM55 116V115H54ZM53 116V117H54ZM63 116H64V114H63ZM81 116V115H80ZM108 116V115H107ZM106 116V117H107ZM111 116H112V114H111ZM130 116V117H131ZM1 117V116H0ZM8 117V116H7ZM27 117H30V116H27ZM31 117H33L32 115H31ZM30 117V118H31ZM62 117V116H61ZM95 117V116H94ZM123 117V116H122ZM124 117H126V115L124 116ZM128 117V116H127ZM19 118V117H18ZM21 118V117H20ZM47 118V117H46ZM51 118V117H50ZM57 118V117H56ZM83 118V117H82ZM88 118V117H87ZM91 118V117H90ZM104 118V117H103ZM108 118H109V116H108ZM111 118V117H110ZM109 118V119H110ZM114 117L112 116V119H113ZM4 119V114H3V118H2V120ZM5 119H6V116H5ZM10 119V118H9ZM13 119H15V118H13ZM12 118H11V120H13ZM75 119V118H74ZM77 119V118H76ZM84 119V118H83ZM82 119V120H83ZM125 119H127V118H125ZM6 120H8V118L6 119ZM31 120H33V119H31ZM82 120H81V125H82ZM88 120H89V118H88ZM92 120H93V118H92ZM91 120V121H92ZM98 120V119H97ZM103 120V119H102ZM128 120V119H127ZM126 120V121H127ZM130 120V119H129ZM4 121V120H3ZM14 121V120H13ZM19 121V120H18ZM26 121V120H25ZM25 121H24V123H25ZM28 121V120H27ZM51 121H52V118H51ZM59 121H61V120H59ZM73 121V120H72ZM79 121V120H78ZM84 121H86V120H84ZM123 121L122 122H120V123H122V125H123ZM134 121V122H135ZM8 122H9V124H10V121L8 120ZM16 122H17V119H16ZM16 122H14V123H16ZM31 122V121H30ZM29 121H28V123H30ZM43 122H44V120H43ZM64 122V121H63ZM74 122V121H73ZM88 121H86V123H87ZM97 122V124H100L101 123V121L100 122H98V121H96ZM110 122H113V121H110ZM125 122V121H124ZM128 122V121H127ZM138 122V123H137ZM11 123H12V121H11ZM27 123V125L29 126V124ZM49 123V122H48ZM52 123V122H51ZM54 123V122H53ZM71 123V122H70ZM93 123H95V122H93ZM93 123L89 126V127H91V126H93ZM117 122L115 121L114 122V124H116ZM131 123L132 122H130V125H131ZM2 124V123H1ZM17 124V123H16ZM22 124H23V122H22ZM22 124H20V126L22 125ZM26 124V123H25ZM40 124H41V122H40ZM64 124V123H63ZM78 124V123H77ZM119 124V123H118ZM135 124V123H134ZM6 125H8V124H6ZM15 125V124H14ZM19 125V124H18ZM30 125H32L31 123H30ZM41 125H43V124H41ZM47 125V124H46ZM52 125V124H51ZM57 125V124H56ZM58 125H59V123H58ZM71 125V124H70ZM80 125V126H81ZM96 125V124H95ZM94 125V126H95ZM108 125H110V124H108ZM121 125V126H122ZM125 125V124H124ZM129 125V124H128ZM128 125H126L127 126V129H129L128 128ZM2 126H3V124H2ZM1 126V127H2ZM11 126V125H10ZM23 126H24V124H23ZM23 126L21 127V128H19V129H22L23 128ZM28 126L26 127V128H28ZM43 126H45V124L43 125ZM65 126V125H64ZM69 126V125H68ZM73 126V125H72ZM78 126V125H77ZM83 126H84V124H83ZM82 126V127H83ZM87 126V127H88ZM98 126V125H97ZM96 126V129L97 130H95V132H96V136H93L92 135V137H91V135H89V137H91L90 139H88V140H90V141H92V144H93V142H94V146H95V140L96 139H94V137L95 138H97V140L96 141H98L99 139H109V138H111V141H112V138H114V136H116V135H120L121 137H122V139L124 138V131L123 130H121V132H120V130H119V133L117 132L118 130H117V128L119 127V128H121V126H118V127H116L117 125H115V130L116 131H114V133L112 132L113 130L111 129L110 131L111 132H106L105 130H107V129H98V127ZM100 126V125H99ZM103 126V125H102ZM101 126V127H102ZM112 126V125H111ZM126 126H125V128H126ZM19 127V126H18ZM32 126H30V128H31ZM36 127V126H35ZM47 127H49V126H47ZM57 127H59V126H57ZM56 127V128H57ZM86 127V128H87ZM124 127V126H123ZM131 127H132V125H131ZM141 127V128H140ZM7 128H8V126L6 127V130H7ZM14 128V127H13ZM38 128H39V125H38ZM85 128V127H84ZM103 128V127H102ZM110 128V127H109ZM113 128V127H112ZM124 128V129H125ZM134 128V127H133ZM10 129V128H9ZM18 129V128H17ZM29 129V128H28ZM33 129H34V126H33ZM35 129H37V127L35 128ZM68 129V128H67ZM79 129H81L80 127H79ZM78 129V131H82V129L81 130H79ZM90 129V128H89ZM94 129V128H93ZM93 129H91V130H93ZM127 129H126V131H127ZM138 129V128H137ZM2 130V129H1ZM38 130V129H37ZM41 130V129H40ZM59 130V129H58ZM70 130H72L73 131V129H70ZM75 130H76V127H75ZM74 130V131H75ZM87 130V129H86ZM109 130V129H108ZM133 130H136L135 128L133 129ZM21 131V130H20ZM23 131V130H22ZM28 130H26L25 129V132H26V134H28L29 133V131L27 132ZM31 131H33V130H31ZM39 131V130H38ZM56 131V130H55ZM69 131V130H68ZM77 131V130H76ZM76 131H75V133H76ZM77 131V132H78ZM90 131V130H89ZM125 131V132H126ZM131 131V130H130ZM3 132H4V129H3ZM10 132V131H9ZM42 132V131H41ZM41 132H38L39 134L41 133ZM48 132V131H47ZM52 132H54V131H52ZM59 132V131H58ZM57 132V134H59ZM79 132V133H80ZM87 132V131H86ZM115 132H117V133H115ZM135 132V131H134ZM140 132V134H141V131H139ZM138 132V133H139ZM1 133V132H0ZM11 133H12V130H11ZM17 133V132H16ZM15 133V134H16ZM21 133V132H20ZM36 133H37V131H36ZM62 133V132H61ZM60 133V134H61ZM69 133H71L70 131H69ZM69 133H68V135H69ZM72 133H74V132H72ZM79 133H76L77 135L79 134ZM89 133V132H88ZM128 133V132H127ZM132 134H134L133 132H131ZM137 132H135V134H136ZM25 134V133H24ZM30 134H31V132H30ZM50 134V133H49ZM63 134H64V132H63ZM75 134V136L74 137H77V135ZM82 134H83V132H82ZM86 133H85V129H84V135H85ZM91 134H92V132H91ZM126 134V133H125ZM132 134H131V136H132ZM134 134V135H135ZM19 135V134H18ZM18 135H16L17 137H18ZM20 135H23V134H20ZM29 135V134H28ZM33 135H35V132L33 133ZM38 135V134H37ZM54 135V134H53ZM71 135V134H70ZM69 135V136H70ZM74 135V134H73ZM129 136H130V134H128ZM147 135H145V137H147ZM2 136V135H1ZM0 136V137H1ZM7 136V135H6ZM5 136V137H6ZM13 137H14V134L12 135ZM15 136V137H16ZM23 136H25V135H23ZM41 136H43V135H41ZM47 136H48V134H47ZM46 136V137H47ZM50 136V135H49ZM48 136V138H50ZM59 136V135H58ZM64 136V135H63ZM78 136H80V138L82 139V138H84V140L83 141H85L86 139H85V137H87V136H85V137H83L81 134H79ZM136 136V135H135ZM134 136V137H135ZM141 136V135H140ZM11 137V135L8 137V138H10ZM21 137V136H20ZM19 137V138H20ZM26 137V136H25ZM28 137V136H27ZM31 137V136H30ZM34 137V136H33ZM38 137H39V135H38ZM44 137V136H43ZM55 137V136H54ZM64 137H66V134H65V136ZM73 137V138H74ZM126 137V136H125ZM142 137V136H141ZM143 137H144V135H143ZM143 137L141 138V139H143ZM8 138L6 139V141L8 140ZM12 138V137H11ZM10 138V139H11ZM18 138V139H19ZM66 138H68V137H66ZM79 138V137H78ZM92 138H93V140H92ZM116 138V140L118 141V137H115ZM114 138V139H115ZM120 138V137H119ZM135 138H137V136L135 137ZM2 139H4V136L2 137ZM9 139V140H10ZM15 139V138H14ZM24 139V138H23ZM23 139L22 138H20L19 140H22V142H23ZM32 139V138H31ZM37 139V138H36ZM46 139V138H45ZM56 139H58V137L56 138L55 137V140ZM59 139H61V138H59ZM63 139V138H62ZM70 139V138H69ZM71 139H72V137H71ZM71 139H70V141H71ZM113 139V141H115ZM127 139H128V137H127ZM129 139H130V137H129ZM132 139H134V138H132ZM138 139H139V137H138ZM138 139H134V140H137L138 141ZM5 140V139H4ZM8 140V141H9ZM42 140V139H41ZM64 140V139H63ZM73 140V139H72ZM76 140H77V138H76ZM133 140V141H134ZM140 140V139H139ZM145 140H146V138H145ZM5 141V142H6ZM8 141L6 142V143H8ZM11 141V140H10ZM29 141H30V139H29ZM35 141V140H34ZM44 141H46V140H43V142ZM49 141V140H48ZM57 142L58 141H60V140H56ZM66 141H69V140H66L65 139V141H63L62 143L63 144H65L64 142H66ZM70 141H69V143H70ZM74 141V140H73ZM73 141H71V142H73ZM80 140L78 139V142H79ZM87 141V140H86ZM102 141H104V140H102ZM107 141H109V140H107ZM112 141V142H113ZM123 141H125L124 139H123ZM142 141V140H141ZM1 142V141H0ZM2 142H3V144H6L3 140H2ZM2 142H1V146L2 147H6L5 145L3 146V144H2ZM12 142H13V140H12ZM19 142V141H18ZM18 142H17V144H18ZM21 142V141H20ZM21 142V144H22V146H23V148H24V146H25V148H26V146L28 147V145H23V143ZM25 142V141H24ZM40 142V141H39ZM38 142V143H39ZM42 142V143H43ZM76 142V141H75ZM74 142V143H75ZM77 142V143H78ZM88 142V141H87ZM106 142V141H105ZM126 142V141H125ZM125 142H123V143H125ZM129 142V141H128ZM131 142V141H130ZM129 142V143H130ZM135 142V141H134ZM29 143V142H28ZM30 143H33V141L31 140L30 141ZM45 143V142H44ZM56 142H54V144H55ZM67 143V142H66ZM74 143H72V144H74ZM80 143V142H79ZM85 144H86V142H84ZM91 143V142H90ZM100 143H101V141H100ZM100 143H98V148L101 146V145H99ZM108 142H106L105 144H107ZM110 143V142H109ZM114 143V142H113ZM116 143V142H115ZM120 143H122V140L120 141ZM128 143V144H129ZM137 143H139V141L137 142ZM9 144V143H8ZM7 144V145H8ZM10 144H11V142H10ZM37 144V143H36ZM53 144V143H52ZM68 144V143H67ZM102 144V143H101ZM104 144V143H103ZM135 144V143H134ZM12 145H13V143H12ZM15 145V144H14ZM13 145V146H14ZM29 145H31V144H29ZM34 145H35V142H34ZM46 145V144H45ZM47 145H48V143H47ZM50 145V144H49ZM57 145V144H56ZM59 146H61L60 144H58ZM66 145V144H65ZM69 145V144H68ZM76 145V144H75ZM83 145L84 144H82V147H83ZM87 145V144H86ZM92 145V146H93ZM96 145H97V143H96ZM110 145V144H109ZM111 145H113V144H111ZM117 145H118V143H117ZM124 145V144H123ZM126 145H127V143H126ZM125 145V146H126ZM130 145V144H129ZM132 145V144H131ZM131 145H130V147H131ZM138 145H140L141 146V144H138ZM10 146V145H9ZM8 146V147H9ZM21 146V147H22ZM32 146V145H31ZM35 146H38V145H35ZM34 146V147H35ZM54 146V145H53ZM53 146H52V148H53ZM64 146V145H63ZM67 146V145H66ZM92 146H91V148H92ZM106 146V145H105ZM107 146H108V144H107ZM113 146H115V145H113ZM112 146V147H113ZM122 147V145H119V146H117V148L116 147H114V150L111 152V153H113L114 151H115V148H116V150L118 151L119 149V147ZM143 146V145H142ZM1 147V148H2ZM12 147V146H11ZM10 147V148H11ZM16 147H18V146H16ZM20 147V148H21ZM57 147V146H56ZM70 147V146H69ZM72 147V146H71ZM88 147V146H87ZM90 147V146H89ZM102 147H104L103 145L100 147L101 149H102ZM109 148H112L111 146H108ZM108 147L106 148V149H108ZM120 147V148H121ZM127 147V146H126ZM125 147V148H126ZM129 147V146H128ZM134 147V146H133ZM132 147V148H133ZM136 147V146H135ZM9 148V149H10ZM36 148V150L39 148H37V147H35ZM47 148H48V146H47ZM75 148V147H74ZM86 148V147H85ZM123 148V147H122ZM139 148H141V147H139ZM139 148L137 149V151L139 150ZM8 148L6 147V150H7ZM15 149V148H14ZM22 149V148H21ZM33 150H35L34 148H32ZM31 149V150H32ZM41 148H39L38 150H40ZM59 149V148H58ZM65 147H64V150L63 151H65ZM86 149H88V148H86ZM85 149V150H86ZM104 149V148H103ZM129 149H131V148H129ZM2 150V149H1ZM4 151H5V149H3ZM12 150V149H11ZM28 150H30V148L28 149L27 148V151L26 152H29ZM35 150V151H36ZM37 150V151H38ZM47 151H46V153L49 151L48 149H46ZM51 151L53 150V149H50ZM56 150H57V148H56ZM67 150V149H66ZM74 149H72V151H73ZM81 150H83V149H81ZM85 150H83V152L84 153H86L85 152ZM109 150V149H108ZM122 150H124V149H122ZM126 150V149H125ZM3 151V152H4ZM21 151V150H20ZM34 151V152H35ZM61 151V150H60ZM70 153H71V151L70 150H68ZM76 150H74V152H75ZM87 151V150H86ZM88 151H91V150H88ZM94 150L92 149V152H93ZM96 151V150H95ZM94 151V152H95ZM107 151V150H106ZM110 151H111V149H110ZM127 151V150H126ZM136 151V152H137ZM140 151V155H138V156H141V150H139ZM15 152V151H14ZM24 150H23V154H22V152H21V154H22V157L24 156ZM33 151L32 152H30L31 153V156L33 155V153H34ZM41 153H42V151H40ZM78 152V151H77ZM80 152V151H79ZM91 152V153H92ZM98 152V151H97ZM109 152V151H108ZM108 152H107V155H108V157L110 156V154H108ZM121 152V151H120ZM9 153H11V156H13V154H12V152H10V150H9ZM30 153H29V155H30ZM44 153H45V151H44ZM45 153V154H46ZM61 153V152H60ZM64 153V152H63ZM68 153V152H67ZM70 153H68V154H70ZM90 153V152H89ZM103 153H104V151H103ZM102 153V154H103ZM121 153H123V152H121ZM132 153V152H131ZM133 153H134V150H133ZM4 154H6L5 152H4ZM19 154V153H18ZM49 155H50V153H48ZM48 154H46V157L48 156ZM55 154V153H54ZM65 154V153H64ZM74 154V153H73ZM76 154V153H75ZM74 154V155H75ZM77 154H80V153H77ZM115 154L117 155V152H115ZM119 154V153H118ZM129 154H130V152H129ZM138 154V153H137ZM9 156H10V154H8ZM16 154L14 153V159H17V155L15 156ZM37 155V154H36ZM59 155V154H58ZM60 155H62V154H60ZM59 155V156H60ZM71 155H72V153H71ZM71 155H69V156H71ZM83 153H82V157H83ZM86 155V154H85ZM84 155V156H85ZM91 154H87V156H90ZM96 155V154H95ZM134 155H136V154H134ZM134 155H132L131 154V157L132 156H134ZM143 155V154H142ZM3 156H5V155H3ZM25 156H28V155H25ZM24 156V157H25ZM54 156V155H53ZM56 156V155H55ZM52 157L54 160H55V158L56 157H58V156H56V157ZM65 156H67V155H65ZM77 156V155H76ZM76 156H74L75 158H76ZM94 156V155H93ZM92 156V157H93ZM102 156H105V154L104 155H102ZM121 156H122V154H121ZM120 155L119 156H117V157H121ZM127 156V155H126ZM16 157V158H15ZM20 157V156H19ZM28 157H30V156H28ZM50 157V156H49ZM95 157V156H94ZM93 157V158H94ZM98 157V156H97ZM101 157V155L99 156V158ZM106 157V156H105ZM104 157V158H105ZM111 157V156H110ZM112 157H113V155H112ZM8 158V157H7ZM12 158V159H13ZM31 159H32V157H30ZM38 157H36V159H37ZM39 158H41V155H40V157ZM43 158H45V156L43 157L42 156V159ZM61 158H62V156H61ZM69 158V157H68ZM70 158H73V157H70ZM92 158V159H93ZM103 158V157H102ZM127 158H128V156H127ZM127 158H125V159H127ZM140 158H143V157H140ZM1 159V158H0ZM19 159V158H18ZM22 159V158H21ZM23 159H26V158H23ZM30 159V160H31ZM35 158H34V160H36ZM77 159V158H76ZM81 159V158H80ZM83 159H84V157H83ZM111 159H113V158H111ZM120 159V158H119ZM6 160V159H5ZM9 160V159H8ZM28 160V159H27ZM30 160H28V161H30ZM34 160H31V161H34ZM40 160V163H41V159H39ZM38 160V161H39ZM45 160V159H44ZM54 160H53V162H54ZM66 160V159H65ZM70 161H68V162H70V164L69 165H65L64 164V159L62 158V160H60V157H58L57 159H56V161L54 162V164L55 165H52V166H50V171H52L53 173H51V172H49V169L47 170L48 171V173L50 174H47L46 172H41L40 171V169H37V168H39V167H36L35 165V167H33L34 168V171H35V168H36V170H39V171H37V172H41V173H39V175L41 176V178L43 177V180L44 179H47L48 181H46V183H48V185H51L50 183H51V181L52 180H54V182L55 181H59L60 182V180H61V178H60V180H59V178H58V176L59 175H61V174H59V173H57L56 171L58 170H64L65 171V173L67 172V173H69L72 177H73V180L75 179L74 178V176L78 173V171H83V170H79L78 168L81 166L80 165V163H79V161H77V160H71V159H69ZM85 160H86V158H85ZM103 159H101L100 160V163H101V161H102ZM108 160V159H107ZM121 160H123V158L121 157ZM129 160V159H128ZM134 160V158H132V161ZM138 160V159H137ZM136 160V161H137ZM139 160H141V159H139ZM138 160V161H139ZM144 160V159H143ZM7 161V160H6ZM5 161V162H6ZM11 160H9V162H10ZM17 160H15V162H16ZM20 161V160H19ZM24 161V160H23ZM63 161V162H62ZM93 161V160H92ZM99 161V160H98ZM97 161V162H98ZM105 161V159L103 160V162ZM118 161V163H117V165H123L124 164V162L126 161H122V162H120V160H117ZM130 161V160H129ZM142 161V160H141ZM141 161H139L140 163H138V164H141V163H144L143 161L141 162ZM8 162V161H7ZM15 162L13 163L12 161H11V163L14 165L15 164ZM21 162V161H20ZM20 162H19V164H20ZM25 162V161H24ZM47 162H49V159H48V161ZM107 162H109V161H107ZM114 162V161H113ZM115 162H116V157H115ZM115 162H114V165H115V167L114 168H116V164H115ZM128 162V161H127ZM127 162H125V163H127ZM131 162V161H130ZM134 162H135V160H134ZM10 163V164H11ZM29 163H31V162H29ZM37 163V162H36ZM45 163V162H44ZM43 162L41 163V164H44ZM79 163V164H78ZM110 163H111V161H110ZM123 163V164H122ZM136 163V162H135ZM147 163L148 162H146V163H144V165H146L147 166ZM149 163V164H150ZM7 164V163H6ZM5 164V165H6ZM11 164V166H13ZM16 164H18V162H16ZM25 164H26V162H25ZM24 163H23V165L21 164V165H19V166H16V167H8L7 165H6V167H8V168H4V170H2V168L0 169V176L1 175H3V176H5V179H7V176L6 175H4V174H6V173H8V174H10V175H12V176H10V177H12V178H14L15 176H17V175H20V176H18V177H16V179H14V180H22V177L24 178V177H26V175H25V173L29 170H27V168H32L31 166L30 167H26V169H25V166H28V165H31V164H26L25 165ZM34 164V163H33ZM32 164V165H33ZM39 164V163H38ZM68 164V163H67ZM77 164L79 165V167L77 166ZM89 164V163H88ZM96 164V163H95ZM101 164H103V165H101V167H103L104 166V163H101ZM128 164V163H127ZM138 164H137V166H138ZM148 164V165H149ZM40 165V164H39ZM46 165V164H45ZM49 165V164H48ZM59 165H61V167L59 166ZM98 165V164H97ZM106 165V164H105ZM107 165H109V163H107ZM107 165L105 166V167H107ZM111 165V164H110ZM126 165V164H125ZM125 165H124V168H125ZM131 165V164H130ZM129 164H128V166H127V168H129V166H130ZM143 165V166H144ZM44 166V165H43ZM57 166H59L60 167V169H58V167ZM84 166V165H83ZM88 166V165H87ZM90 166V165H89ZM132 166V165H131ZM136 166V165H135ZM142 166V165H141ZM140 166V167H141ZM152 166V167H153ZM42 167V166H41ZM51 167H52V169H51ZM78 167V168H77ZM98 167H99V165H98ZM123 167V166H122ZM133 167V166H132ZM149 167H150V165H149ZM149 167H147L148 168V170H149ZM42 168H44V167H42ZM47 168V167H46ZM119 168H120V166H119ZM138 168V167H137ZM142 168V167H141ZM141 168H139V169H141ZM145 168V167H144ZM144 168H142V170L141 171H143V169ZM99 169L100 170H91L90 172H92V176L91 175H89V174H86V175H88V176H91V177H95V176H102V177H104L103 175H100L101 173H103L104 172V169H101L100 167H99ZM109 169V166L107 167V170ZM113 169V168H112ZM146 169V168H145ZM150 169H152V168H150ZM161 169V170H160ZM27 170V171H26ZM43 170V169H42ZM87 170V169H86ZM86 170H84L83 172L85 173V171ZM110 170V169H109ZM118 170H120V169H118ZM117 170V171H118ZM125 170H127V169H125ZM124 170V171H125ZM129 170V169H128ZM132 170H133V172H134V169L132 168ZM136 170V169H135ZM138 170V169H137ZM153 170V169H152ZM31 171V170H30ZM33 171V170H32ZM33 171V172H34ZM88 171V170H87ZM106 171V170H105ZM116 171V172H117ZM130 171V170H129ZM129 171L128 172H125V173H129ZM145 171V173H146V171H147V169L146 170H144ZM29 172V171H28ZM36 172V171H35ZM37 172H36V174H37ZM107 172V171H106ZM106 172H104L105 174H106ZM110 172V171H109ZM112 172V171H111ZM123 172V171H122ZM120 173V171H119V174H124V172L123 173ZM137 172V171H136ZM148 172V171H147ZM150 172V171H149ZM154 172H152L151 171V174L152 173H154ZM64 173V172H63ZM64 173V174H65ZM81 173V172H80ZM88 173V172H87ZM131 173V172H130ZM28 174V173H27ZM30 174H32L31 172H30ZM59 174V175H58ZM69 174H65V175H68V177H69ZM82 174V173H81ZM109 174V176L111 175V176H113V175H115V176H119L120 177V175L118 174V172L117 173H115L114 171L110 174V173H108ZM135 174V173H134ZM138 174V173H137ZM141 174V173H140ZM143 174H144V172H143ZM65 175H63L62 174V176L64 177ZM129 175V174H128ZM128 175H127V177H128ZM146 175H147V173H146ZM29 176V175H28ZM33 175H31L30 177H32ZM35 177L37 176V175H34ZM62 176H60V177H62ZM77 176V175H76ZM88 176H86L87 178H89ZM107 176V175H106ZM110 176V177H111ZM111 177V178H116V177ZM124 176H126L125 174H124ZM130 176H132V175H130ZM134 176H136V175H134ZM134 176H133V179H134ZM141 176V175H140ZM153 176V177H154ZM34 177V178H35ZM79 177V176H78ZM78 177H76V178H78ZM85 177V178H86ZM90 177V179L88 180V182H91V181H98L97 180V178L95 179V178H91ZM102 177H101V179H102ZM110 177H107V179L108 178H110ZM137 177H139L138 175H137ZM148 177H151V178H153L151 175H149ZM2 178V177H1ZM0 178V179H1ZM28 178V177H27ZM34 178H33V180H34ZM65 178V177H64ZM64 178H62V179H64ZM71 178V177H70ZM84 178V177H83ZM86 178V179H87ZM100 178V177H99ZM122 178H123V175H122ZM121 178V179H122ZM125 178V177H124ZM123 178V179H124ZM129 178V177H128ZM136 178V177H135ZM142 178H143V175H142ZM142 178H141V180H142ZM150 178V179H151ZM37 179V178H36ZM100 179V180H101ZM116 179H118V178H116ZM122 179V180H123ZM144 179H147L146 178V176H145V178ZM149 179V181L151 182V180ZM2 180H3V178L1 179V182H2ZM8 180V179H7ZM11 180V179H10ZM13 180V179H12ZM32 180V179H31ZM72 180V179H71ZM80 180H81V178H80ZM119 180V179H118ZM122 180H121V182H122ZM125 180H126V178H125ZM128 180H130V179H128ZM132 180V179H131ZM136 180V179H135ZM135 180H133V181H135ZM153 180V181H154ZM4 181V180H3ZM19 181H16L17 183L19 182ZM62 181V180H61ZM65 181H69V180H65ZM77 181V180H76ZM75 180H74V182L75 183H77ZM83 180H81V182H82ZM120 181V180H119ZM118 181V182H119ZM140 180H137V182H139ZM10 181H8V183H9ZM22 182V181H21ZM53 182V181H52ZM53 182V183H54ZM80 182V183H81ZM99 183L97 184L98 185V187L99 186H101V187H99V189H101L102 188V186H105L107 189H109V188H113V187H111V185H110V183H112L113 182V180H111V182L110 181H108V186L109 187H107L106 185H107V182H106V185L104 184V182H105V180H104V182H102V181H98ZM117 183V181H115L114 180V183ZM121 182H119V183H121ZM123 182H124V180H123ZM122 182V183H123ZM136 182V181H135ZM135 182H133V183H135ZM142 182V181H141ZM141 182H139V183H141ZM144 182V181H143ZM142 182V183H143ZM146 182H148V179L146 180ZM2 183H4V182H2ZM5 183H7V182H5ZM11 183H15V182H11ZM17 183H15V184H13V186L15 185V186H17V187H19V185H16ZM26 183V182H25ZM31 183L33 184V183H35V181L34 182H32L31 181ZM43 183V182H42ZM41 183V184H42ZM52 183V184H53ZM62 182H60V184H61ZM67 183V182H66ZM72 183V182H71ZM85 183H87L86 181H85ZM85 183H83L82 184V186H80V187H78L76 184H74V185H76L77 187H78V192H77V190H75L76 192H75V194H77V193H79L80 194V196H81V193H84L85 191H86V189H85ZM115 183V184H116ZM127 183V182H126ZM131 183H132V181H131ZM36 184V183H35ZM40 184V183H39ZM59 183H58V185H60ZM78 184H79V182H78ZM91 184V183H90ZM115 184H114V186H115ZM118 184V183H117ZM124 184H125V182H124ZM124 184H121L122 186L124 185ZM128 185H129V183H127ZM7 185H10V184H7ZM25 185V184H24ZM46 185V184H45ZM62 185H63V183H62ZM67 185H69V184H67ZM71 185H73V184H71ZM71 185H69L70 187H71ZM73 185V186H74ZM113 185V184H112ZM132 186H131V189L129 188V186H128V188H127V186H126V189H128V191L129 190H131V192L133 193V191H132V188H134L133 187V184H131ZM135 185H136V183H135ZM141 185H145V183L144 184H141ZM146 185H147V183H146ZM148 185H150V183L148 184ZM12 186V187H13ZM14 186V188L16 189L17 187H15ZM26 186V185H25ZM32 186V185H31ZM34 186V185H33ZM37 186V185H36ZM42 186V185H41ZM53 186V185H52ZM61 186V185H60ZM88 186H89V184H88ZM87 186V187H88ZM4 187V186H3ZM5 187H9V186H5ZM21 187H22V185H21ZM48 187H50V186H48ZM62 187V186H61ZM61 187H59V189L61 188ZM136 187V186H135ZM137 187H138V183H137ZM139 187H141L140 185H139ZM2 188V187H1ZM13 188V189H14ZM39 188H40V186H39ZM46 188V190H47V187H44V189ZM58 188V187H57ZM56 188V185H55V189H57ZM64 190H65V188L64 187H62ZM62 188H61V190H62ZM76 187H74V189H75ZM88 188H90V187H88ZM116 188V187H115ZM141 188H143V187H141ZM147 188H148V186H147ZM12 189V188H11ZM13 189L12 190H10L9 191V193L11 192V191H13ZM18 189H20V187L18 188ZM27 189V188H26ZM30 189V188H29ZM32 189V188H31ZM34 189V188H33ZM41 189V188H40ZM48 189H51V191H52V188H48ZM54 189V188H53ZM67 189H69L68 187H67ZM66 189V190H67ZM71 189H73V188H71ZM85 189V190H84ZM92 189V188H91ZM94 189V188H93ZM98 189V188H97ZM104 189V188H103ZM135 189V188H134ZM144 189H145V186H144ZM4 190V189H3ZM17 190V189H16ZM23 190V189H22ZM36 190H39L38 189V187H37V189ZM42 190V189H41ZM112 190V189H111ZM110 190V191H111ZM116 191L118 190V189H115ZM137 190H138V188H137ZM143 189H141V191H142ZM148 190V189H147ZM146 190V191H147ZM6 191H7V189H6ZM34 191H35V189H34ZM40 191V190H39ZM63 191V190H62ZM61 191V192H62ZM71 191V190H70ZM98 191V190H97ZM108 191V190H107ZM110 191H109V193L108 194H110ZM114 191V190H113ZM124 191V190H123ZM127 191V190H126ZM145 190H143V192H146ZM4 192V191H3ZM14 192V191H13ZM13 192H11L12 194H13ZM54 192V191H53ZM57 192V191H56ZM55 192V193H56ZM60 192V191H59ZM65 192V191H64ZM63 192V193H64ZM98 192H100V191H98ZM102 192V191H101ZM119 192V191H118ZM139 192H140V190H139ZM10 193V194H11ZM30 193V192H29ZM39 193V192H38ZM45 193V192H44ZM46 193H48V195H49V192H46ZM46 193H45V195L44 196H46ZM52 193V192H51ZM50 193V194H51ZM58 193V192H57ZM88 193V192H87ZM90 193V192H89ZM115 193V192H114ZM114 193L112 192L111 194H113L114 195ZM120 193H122L121 191H120ZM22 194V193H21ZM28 194V193H27ZM35 194L37 195V193H34V196H35ZM40 194V193H39ZM41 194H42V192H41ZM75 194H73L75 197H76V195ZM85 194V193H84ZM98 194V193H97ZM96 194V195H97ZM101 194V193H100ZM125 194V193H124ZM126 194H127V192H126ZM23 195V194H22ZM26 195V194H25ZM47 195V196H48ZM53 195H56V194H53ZM68 195H71L70 194V192H69V194ZM68 195H67V198H68ZM78 195V194H77ZM83 195V194H82ZM86 195V194H85ZM88 195H90V194H88ZM92 195H93V193H92ZM95 195V194H94ZM107 195V194H106ZM118 196H121V194H117ZM127 195H129V194H127ZM126 195V196H127ZM16 196V195H15ZM38 196V195H37ZM37 196H35V197H37ZM44 196H43V198H44ZM52 196V194L51 195H49L48 197H51ZM57 196V195H56ZM56 196H55V198H56ZM60 196V195H59ZM61 196H62V194H61ZM72 196V195H71ZM74 196H73V198H74ZM110 196V195H109ZM109 196H107V198H109ZM112 196V195H111ZM117 196V197H118ZM0 197H1V194H0ZM3 197V196H2ZM23 197V196H22ZM30 197V196H29ZM41 197H42V195H41ZM77 197H79V195L77 196ZM84 197V196H83ZM86 197V196H85ZM88 197V196H87ZM96 197V196H95ZM114 197V196H113ZM14 198V197H13ZM52 198H53V196H52ZM59 198V197H58ZM62 198H64V196L62 197ZM61 198V199H62ZM81 198V197H80ZM79 198V199H80ZM97 198V197H96ZM95 198V199H96ZM101 198V197H100ZM123 198V197H122ZM128 198V197H127ZM11 199V198H10ZM9 199V200H10ZM18 199H19V196H18ZM18 199H17V197H16V199H13V200H16L17 202H18ZM29 199V198H28ZM31 199H34V198H30V200ZM36 199V198H35ZM37 199H39L38 197H37ZM36 199V200H37ZM46 199H47V197H46ZM65 199V198H64ZM64 199H62L63 201H64ZM69 199V198H68ZM76 199V198H75ZM78 199V200H79ZM84 199V198H83ZM88 201H90L88 198H86ZM95 199H93L94 201H96V203H97V200H95ZM104 200H105V198H103ZM112 199V198H111ZM114 199H115V197H114ZM35 200V201H36ZM56 201H57V199H55ZM59 200V199H58ZM66 200V199H65ZM71 200H73V199H71ZM70 199L68 200V202L69 201H71ZM81 200V199H80ZM87 200H85V201H87ZM100 200V199H99ZM108 200V199H107ZM116 200H117V198H116ZM118 200H119V198H118ZM124 200V199H123ZM22 201V200H21ZM32 201V200H31ZM43 201H44V199H43ZM49 201V200H48ZM48 201H47V203H48ZM53 201V200H52ZM61 201V200H60ZM59 201V203H57V204H60L61 202ZM93 201V202H94ZM103 201V200H102ZM109 201H110V198H109ZM122 201V200H121ZM120 201V202H121ZM6 202V201H5ZM34 202V201H33ZM37 202H38V200H37ZM40 202V201H39ZM66 202V201H65ZM64 202V203H65ZM67 202V204H69ZM75 202V201H74ZM91 203H93L92 201H90ZM116 202V201H115ZM123 202V201H122ZM11 203V202H10ZM23 204H24V202H22ZM31 204H32V202H30ZM41 203H42V200H41ZM41 203H40V207H41ZM45 202H43L42 204H43V209H45V208H47V207H45L44 204ZM50 203H51V200H50ZM54 203H55V201H54ZM63 203V204H64ZM71 203V202H70ZM77 203V202H76ZM75 203V204H76ZM80 203V201L78 202V205H72L71 204V211L73 210H75L74 212L75 213H73V211H72V213L70 212V210H67V212L68 213H66V215L64 214V212L62 213L61 211V213H59L58 215H59V217L57 216V218H59V221H62V223L60 222L59 223V229H57L56 230V234L55 235H58V233H57V231L58 230H62V229H65V228H67L68 227V225L71 223V226H73L74 225V219H73V217H74V215L75 214H79V212H80V210L78 211V210H76L77 208H83V210H82V213H80V214H83V212H84V208H86V206L85 207H82V204H86V202H83L82 204H79ZM90 203V205L92 206V204ZM114 203V202H113ZM117 203V202H116ZM1 204V203H0ZM15 204V203H14ZM39 204V203H38ZM53 204V203H52ZM56 204V203H55ZM62 204V203H61ZM74 204V203H73ZM8 204H6V206H7ZM9 205H12V204H9ZM29 205V204H28ZM27 205V203H25V205L22 207V205L20 206V207H18V205L16 206V207H18V208H14V209H19V211L17 210V211H15V212H13V213H17L18 215H22V216H26V212H24V210H28V208H31L30 207V205L28 206ZM87 206L89 205V203L88 204H86ZM89 205V206H90ZM1 206V205H0ZM4 206V205H3ZM14 206V205H13ZM31 206H34V205H31ZM36 207H37V205H35ZM50 206V205H49ZM49 206H48V208H49ZM62 206V205H61ZM64 206V205H63ZM67 206V205H66ZM112 206V205H111ZM110 206V207H111ZM116 205H114V207H115ZM10 207V206H9ZM12 207V206H11ZM15 207V206H14ZM45 207V208H44ZM50 207H54L53 205L52 206H50ZM55 207H58V206H56L55 205ZM69 207H70V205H69ZM68 206L66 207V208H69ZM120 207V206H119ZM1 208V207H0ZM6 208H8V206L6 207ZM38 208V207H37ZM63 208V210L65 211V207H62ZM112 208V207H111ZM117 208V207H116ZM2 209H3V207H2ZM9 209V208H8ZM33 209V208H32ZM36 209V208H35ZM34 209V210H35ZM58 209V208H57ZM60 209H61V207H60ZM87 209V208H86ZM89 209L91 210V209H93L92 207L90 208L89 207ZM88 209V210H89ZM112 209H114V208H112ZM1 210V209H0ZM3 210H5V209H3ZM3 210H1V211H3ZM7 210V209H6ZM5 210V211H6ZM20 210H22V211H20ZM37 210V209H36ZM35 210V211H36ZM38 210H39V208H38ZM50 210V208L48 209V211L45 209V211H47L48 213L50 212L49 211ZM53 210V208L51 209V212H54V213H56V211H52ZM56 210V209H55ZM95 210H93V211H95ZM97 210H98V213H97ZM109 210H111V209H109ZM108 210V211H109ZM114 210H118V208L117 209H114ZM4 211V212H5ZM8 211H11V210H8ZM31 211V210H30ZM43 212H44V210H42ZM113 210H111V212H112ZM32 212H34V211H32ZM32 212H30V213H32ZM42 212V214H44ZM87 212H89L90 213V211H87ZM110 212V211H109ZM29 213V214H30ZM39 213H40V215L41 216H43L42 214H41V211L39 210ZM57 213H58V210H57ZM57 213H56V215H57ZM69 213H71V214H69ZM4 214V213H3ZM25 214V215H24ZM33 214V213H32ZM45 214H47V213H45ZM79 214V215H80ZM91 214V213H90ZM95 214V213H94ZM108 214V213H107ZM7 215V214H6ZM5 215V216H6ZM9 215H10V212H9ZM38 215V214H37ZM48 215L49 214H47L46 216L48 217ZM51 215H53V214H51ZM56 215H53V216H56ZM92 215V214H91ZM91 215H89V216H91ZM13 216H15V215H13ZM13 216H11V217H13ZM31 216V215H30ZM39 216V215H38ZM45 216V215H44ZM50 216V215H49ZM76 216V215H75ZM88 216V217H89ZM112 216V215H111ZM17 217V216H16ZM78 217V216H77ZM92 217V216H91ZM116 217V216H115ZM7 218H8V215H7ZM13 218H15V217H13ZM23 218V217H22ZM29 218V217H28ZM34 218H36L35 216H34ZM37 218H41V220H39L40 222V224H41V222H44V221H42L43 219H42V217H37ZM36 218V219H37ZM54 218H56V217H54ZM5 219H6V217H5ZM9 219V218H8ZM8 219L7 220H5L4 221V223L5 224H9V222H8ZM17 219V218H16ZM19 219H21V218H19ZM35 219V220H36ZM49 219H53V217H50ZM66 219H68L67 221V223H69L68 225L66 224V226H62V227H60L61 225L60 224H62V225H64V222H66L65 220ZM107 219H109V220H107ZM111 219V220H112ZM34 220V221H35ZM48 220V219H47ZM75 220H76V218H75ZM81 220V219H80ZM28 221V220H27ZM49 221V220H48ZM53 221H54V219H53ZM56 221V220H55ZM12 222V221H11ZM14 222V221H13ZM20 222H21V220H20ZM36 222H38V220L36 221ZM35 222V224H39V223H36ZM47 222V221H46ZM46 222H44L43 224L44 225H46L47 226V224L48 223H46ZM80 222V221H79ZM3 223V221H2V224H4ZM30 223V222H29ZM34 223V222H33ZM46 223V224H45ZM56 223V222H55ZM110 223V224H109ZM4 224V225H5ZM11 224V223H10ZM39 224V225H40ZM76 224H78L77 222H76ZM75 224V225H76ZM20 225V224H19ZM29 225V224H28ZM31 225H32V222H31ZM43 225V226H44ZM50 225H51V223H50ZM49 225V226H50ZM53 226H54V223L52 224ZM51 225V226H52ZM80 225V226H81ZM23 226V225H22ZM38 226V225H37ZM42 225H40V227L39 228H41V229H43V226L41 227ZM4 227V226H3ZM21 227V226H20ZM33 227V226H32ZM32 227H31V229H32ZM45 227V226H44ZM48 227V226H47ZM55 227H57V226H55ZM74 227V226H73ZM76 227V226H75ZM15 228V227H14ZM14 228H13V230H14ZM16 228H18V227H16ZM25 228V227H24ZM38 228V227H37ZM38 228V229H39ZM50 228V227H49ZM52 228H54V227H52ZM51 228V229H52ZM62 228V229H61ZM71 228V227H70ZM69 228V229H70ZM4 229V228H3ZM6 229H7V227H6ZM45 229V228H44ZM72 229V228H71ZM0 230H1V228H0ZM12 230V229H11ZM19 230V229H18ZM21 230V229H20ZM32 230H35V229H32ZM74 230H76L75 228H74ZM74 230H71V233H72V231H73V234H72V236L73 235H75L74 234ZM82 230V231H81ZM42 231H44V230H42ZM47 231V230H46ZM65 232H67L66 230H64ZM69 231V230H68ZM25 232H26V230H25ZM33 232V231H32ZM31 232V233H32ZM35 232V231H34ZM60 232V231H59ZM30 233V232H29ZM61 233H63L62 231H61ZM61 233H59V234H61ZM71 233H70V235H71ZM53 234H54V232H53ZM64 234V233H63ZM62 234V235H63ZM66 234V233H65ZM68 234V233H67ZM69 235V234H68ZM69 235V236H70ZM75 235V236H76ZM75 236H74V238H75ZM23 237V236H22ZM22 237H20V238H22ZM60 237V236H59ZM71 238H73V237H70L69 239H71ZM73 238V239H74ZM14 239H16V237L14 238ZM63 239V238H62ZM77 239V238H76ZM75 239V240H76ZM11 240V239H10ZM75 240L73 241V242H75ZM58 241H59V239H58ZM69 241V240H68ZM67 241V242H68ZM71 242H70V244L72 243V240H70ZM61 242H63V241H61ZM77 242V241H76ZM66 243V242H65ZM40 244V243H39ZM68 244H69V242L67 243V246L66 245H64L66 248L65 249H67L68 250ZM77 244V243H76ZM41 245V244H40ZM54 245H56V244H54ZM63 245V244H62ZM74 245V244H73ZM73 245H72V247H73ZM78 245V244H77ZM59 246V245H58ZM61 246V245H60ZM79 246V247H80ZM85 246H84V249L86 250V248H85ZM41 247V246H40ZM42 247H43V245H42ZM46 247V246H45ZM52 247V246H51ZM53 247H55V246H53ZM76 248H78L77 246H75ZM74 247V248H75ZM56 248V247H55ZM59 248V247H58ZM62 248V247H61ZM76 248L74 249L75 251H76ZM2 249V248H1ZM43 249H44V247H43ZM64 249V248H63ZM72 250H73V248H71ZM70 249V250H71ZM39 250V249H38ZM51 250V249H50ZM61 250V249H60ZM78 250V249H77ZM1 251V250H0ZM40 251V250H39ZM42 251V250H41ZM41 251H40V253H41ZM44 251V250H43ZM45 252V251H44ZM61 252H63L62 250H61ZM61 252H58V253H61ZM51 253V252H50ZM49 253V254H50ZM54 253V252H53ZM58 253H55L54 255H57L58 256ZM42 254L44 255V253L42 252ZM48 254V255H49ZM64 254V253H63ZM74 255H75V252H74ZM40 256V260H42V258H41V255H39ZM53 256V255H52ZM43 257V256H42ZM45 257V256H44ZM77 257V256H76ZM37 258H38V256H37ZM37 258H35L36 260H38ZM60 258V257H59ZM15 259H16V257H15ZM29 259H31V258H29ZM58 259V258H57ZM33 260V259H32ZM44 260V259H43ZM42 260V261H43ZM47 260V259H46ZM49 261L51 260V259H48ZM56 260V259H55ZM22 261V260H21ZM42 261H40V264H42L41 262ZM52 261V260H51ZM50 261V262H51ZM26 262V261H25ZM28 262V261H27ZM32 263V261L30 260L29 261V263ZM36 262V261H35ZM35 262H34V264H35ZM39 262V261H38ZM44 262L45 263H47L45 260H44ZM53 262H57V261H54L53 260ZM53 262H51V263H49V264H52ZM22 263V262H21ZM58 263V262H57ZM37 264V263H36ZM48 264V263H47ZM56 264V263H55ZM59 264H60V262H59Z\"/></svg>",
	"mask_w": 264,
	"mask_h": 264
},
{
	"label": "rangeland",
	"instance_id": "374dc122",
	"mask_svg": "<svg viewBox=\"0 0 264 264\" xmlns=\"http://www.w3.org/2000/svg\"><path fill=\"white\" fill-rule=\"evenodd\" d=\"M2 1H3V3H2ZM6 1V2H5ZM31 3H30V2ZM41 1V2H40ZM64 1V2H63ZM11 0V1H9V0H1L0 1V5H1V7H0V18L1 17H3V19L1 18L0 19V21H2V24H1V22H0V29L2 28V30H3V33H2V31H0V38L2 39L4 36V38L2 39L3 40V42L5 41L4 39L6 38H9L10 40H11V38H13L14 36H18V30L20 31V34H19V38H20V40H22L23 39V37L24 38H30L31 39V37L34 39V41L33 40H30V39H27L26 41H28V42H30L31 43V47H33V48H31L32 50H25V52H24V54H23V52L21 53V52H19V54H18V52L16 53V52H13V53H11V55L12 56H9V57H11L10 58V60H9V57H7V58H5V60H3V59H0V64L2 65V67H1V65H0V88H1V86L3 87V89L1 88L0 90H2V91H0V94H2V95H0V100H2L3 101V99H4V102L2 103V101H0L1 103H0V105H1V107H0V110H2V111H0V141L2 142V140L5 142L6 141V139L11 135V139L10 138H8V143H6V144H3V142H2V144H3V146L5 145L8 149L6 150V147H2L1 146V142H0V169L2 168V170H4V168H8L9 166L10 167H16V166H19V165H23V163L25 164V162H26V164L28 163V164H31V165H28V166H25V169H26V167H32L31 169L30 168H27V170L29 171H27L26 173H25V175H26V177H22V180H14V179H16V177H18V176H20V175H17V176H15L14 178H12L13 176L12 175H10V174H8V173H6V174H4V175H6L7 176V179H5V176H3V175H1L0 176V178L2 177L3 178V180H2V182H4V183H2L1 182V179H0V194H1V197H0V209L1 210H3V209H7L6 211L5 210H3V211H1L0 210V228H1V230H0V264H34V262H35V264L37 263V264H40V261H42L43 259L49 264V263H51V262H53V260L54 261H57V262H53L52 264H59V262H60V264H61V260H62V258H61V256L60 255H62V257H64L65 255H70L69 253L71 252V255H72V253H73V257H74V259L76 260V258L77 259H81V258H83V256L86 254V252H87V250H88V247L87 246H85V245H83V244H81V246L79 245L81 242H78V240H80L79 239V237H78V235H79V233L81 234V232L80 231H78L77 229H80L81 227H82V223L83 222H81L83 219L82 218H84V217H82V216H84L85 215V213H87L88 214V216L89 215H91V216H87V214L85 215V217L86 218H89V221L90 222H92V221H95L96 220V208L94 209V206L96 205V204H99V203H101V202H103V203H105V204H107V202H108V204L107 205H112L111 207L112 208H114V209H117L118 208V210H114V209H112L110 206H109V208H108V210L109 209H111V210H113L112 212H111V210H107V213H106V215H107V217H109V215L111 214V213H113V214H111L110 215V217H112L113 219H115V218H118L117 217V215H119L120 214V212H121V207H123V203H124V201L126 202V200L127 199H129L130 197H131V195H134V193H135V190H136V192L137 193H135V194H141V195H144V194H146L148 191H150V189L149 188H153L154 187V185L156 184V180H154L155 179V176H156V174H155V172H158L159 171V169H157L155 166H151V164L152 163H150V161L148 160V161H146V162H148L147 163V166L146 165H144V163H146L145 162V159H146V157H144L146 154H144L143 153V151H142V149H144V147L146 146V144H147V142H148V139H152V138H150L148 135V133L146 132V134H144L145 132H144V129H139V126H137V127H135L136 126V121L135 120H131V118H133L132 116H133V114H132V116L130 115V114H128V113H133V111L134 110H137V111H139V109H140V106H141V104H143L142 102V99L145 97L146 99H149V100H147L146 101V99L144 100L145 101V103H144V105L147 103V102H151V100H152V103L153 102H156V101H159V102H161L160 100H161V98L163 97V96H161L163 93L162 92H165L166 93V91H167V93H166V96L168 95H174L175 94V92L179 89L180 91H181V93L183 92L184 93V91L189 87V84L193 81V79H194V72H191V71H193L192 70V66H193V62H188L190 59H192V58H194V60L197 58H201L200 56H202V53H204L203 51H205V48H204V41H202L203 43H201V40H203V34H207V29L206 30H204L206 27L208 28V27H210V25H211V23L213 24V23H216L217 21L219 22V17H221L222 16V14H221V12L220 13H218L217 12V9H218V11H220L221 10V8L223 9V8H225L226 6V4L228 3V1L229 0H227V2H226V0H225V2H224V0H181V1H179V0H174V2H173V0H147V1H145V0H131L132 2L130 3V0H129V2H128V0L126 1V0H105V1H103V0ZM77 1V2H76ZM102 1V2H101ZM117 1V2H116ZM136 1V5L134 6V2ZM140 1V2H139ZM155 1H158V2H155ZM162 1V2H161ZM164 1V2H163ZM212 1H214V2H212ZM217 1H219L221 4H225L224 5V7H222L221 5H220V7H218L219 6V2H217ZM27 2V3H26ZM43 2H44V4H43ZM66 2V3H65ZM80 2V3H79ZM127 4H126V3ZM144 4H143V3ZM147 2H148V4H147ZM154 2V3H153ZM186 2V3H185ZM2 3V4H1ZM37 3V4H36ZM53 3V4H52ZM55 3V4H54ZM79 3V4H78ZM90 5H89V4ZM96 3V4H95ZM104 3V4H103ZM117 3V4H116ZM133 3V4H132ZM217 3H218V5H217ZM4 4V5H3ZM27 4H28V6H27ZM30 4V5H29ZM36 4V5H35ZM45 4H47V5H45ZM62 4H63V6H62ZM68 4V5H67ZM74 4V5H73ZM100 6H98V5ZM103 4V5H102ZM119 4V5H118ZM137 4H139V5H137ZM178 4H179V6H178ZM185 4H186V6H185ZM212 4V5H211ZM54 5V6H53ZM81 5V6H80ZM93 5V6H92ZM96 5H97V7H99V8H97L96 7ZM101 5H102V7H101ZM111 5V6H110ZM159 5V6H158ZM213 5H215L214 7H213ZM38 6V7H37ZM46 6V7H45ZM56 6H57V8H56ZM59 6H60V8H59ZM66 6H67V9H66ZM68 6H70V7H68ZM92 6V7H91ZM106 6H108V7H106ZM156 6V7H155ZM185 6V7H184ZM218 8H217V7ZM41 7V8H40ZM52 7V8H51ZM54 7V8H53ZM77 7H78V9H77ZM79 7H81V9L79 8ZM85 7V8H84ZM94 7V8H93ZM96 7V8H95ZM106 7V8H105ZM129 7V8H128ZM138 7H140V8H138ZM143 7V8H142ZM146 7V8H145ZM151 7H154V8H152L151 9ZM182 7V8H181ZM211 7H212V9H211ZM72 8V9H71ZM109 8V9H108ZM116 8V9H115ZM131 8V10H129ZM134 8V9H133ZM174 8V9H173ZM202 8H204V9H202ZM216 8V9H215ZM41 9V10H40ZM45 9V10H44ZM62 9V10H61ZM66 9V10H65ZM80 9V10H79ZM85 9H87V10H85ZM104 9V10H103ZM139 9H140V11H139ZM155 9V10H154ZM157 9V10H156ZM220 9V10H219ZM34 10V11H33ZM50 10V11H49ZM94 12H93V11ZM96 10V11H95ZM101 10V11H100ZM174 10V11H173ZM196 10H197V12H196ZM5 11V12H4ZM24 11V12H23ZM31 11H33V12H31ZM56 11V12H55ZM63 11H66V12H63ZM71 11H74V12H71ZM79 11V12H78ZM87 11V13L85 14V12ZM89 11V12H88ZM104 13H103V12ZM106 11V12H105ZM182 11V12H181ZM225 11V10H224ZM222 12L223 14L225 13V12ZM30 12V13H29ZM53 12V13H52ZM71 12V13H70ZM99 12V13H98ZM124 12H127V14L126 13H124ZM132 12V13H131ZM138 12V13H137ZM142 12V13H141ZM146 12V13H145ZM157 12H159V13H157ZM162 12V13H161ZM3 13V14H2ZM9 13V14H8ZM11 13V14H10ZM61 13V14H60ZM92 13L94 14V16L92 15ZM101 13V14H100ZM196 13V14H195ZM203 13V14H202ZM206 13V14H205ZM209 13V14H208ZM23 14V15H22ZM29 14L31 15V16H29ZM43 14V15H42ZM50 14V15H49ZM58 14V15H57ZM71 14H73L74 16H72ZM104 14V15H103ZM144 14H146V15H144ZM153 14V15H152ZM158 14V15H157ZM161 14H162V16H161ZM217 16H216V15ZM221 14V15H220ZM18 15L20 16V17H18ZM54 15V16H53ZM61 15V16H60ZM70 15V16H69ZM77 15V16H76ZM80 15V16H79ZM86 15V16H85ZM103 15V16H102ZM125 15V16H124ZM130 15V16H129ZM144 15V16H143ZM152 15V16H151ZM173 15V16H172ZM195 15V16H194ZM206 15V16H205ZM7 16H10V17H7ZM12 16H14V17H12ZM21 16H23V21H24V18H25V20L27 19L28 21H30L31 23V25H33V26H35L34 28H36V30H39V29H48V28H50L51 26V24H52V27H57V26H60V24L62 23L63 25H62V27H64V28H66V22L68 21V22H70L71 23V20L72 21H74V22H72V23H81V24H84L83 25V27L80 29V31H78L76 34L77 35H73V37L71 36L70 38H72V41H71V39L69 38L68 40H67V44H68V48L69 49H75L76 50V55H75V53L74 52H72V53H69V52H67L68 54H69V56H67L66 54L67 53H63V54H60V53H58V52H56V53H58V54H54V52L53 51H49L50 49H51V47H48V46H50V45H52V43H50V41L51 42H53V40H51V39H46V38H41L43 41H41V39H39L37 36H36V31H31V32H29L30 30L29 29H26V23H29L27 20H26V23L25 22H21V23H19L20 22V20L22 21V17ZM25 16H27V18L25 17ZM38 18H37V17ZM55 16H56V18H55ZM68 18H67V17ZM106 16H107V18H106ZM132 16V17H131ZM158 16H159V18H158ZM178 16V17H177ZM185 16V17H184ZM192 16V17H191ZM196 16H198V18L196 17ZM201 16H203V17H201ZM214 16V17H213ZM35 17V18H34ZM51 17V18H50ZM58 17V18H57ZM65 17V18H64ZM77 17V18H76ZM96 17V18H95ZM118 17V18H117ZM128 17V18H127ZM180 17V18H179ZM189 18L188 20H187V18ZM203 18V19H201V18ZM207 17V18H206ZM217 17V18H216ZM12 20H11V19ZM53 18H55V19H53ZM113 20H112V19ZM116 18V19H115ZM123 18V19H122ZM126 18V19H125ZM132 18V19H131ZM153 18V19H152ZM174 20H173V19ZM190 18H192V19H190ZM211 18H213V19H211ZM30 19V20H29ZM57 19V20H56ZM60 19V20H59ZM62 19H63V21H62ZM65 19V20H64ZM83 19V20H82ZM94 19V20H93ZM146 19V20H145ZM150 19V20H149ZM178 21H177V20ZM180 19V20H179ZM198 19V20H197ZM211 19V20H210ZM217 19V20H216ZM15 22H14V21ZM19 20V21H18ZM33 20H34V22H33ZM39 20V21H38ZM43 20V21H42ZM55 20V21H54ZM86 20V21H85ZM87 20H88V22H87ZM98 20H99V22H98ZM123 22H122V21ZM173 22H172V21ZM185 20V21H184ZM202 20V21H201ZM216 20V21H215ZM11 22V23H9V22ZM13 21V22H12ZM17 21H18V23H17ZM62 21V22H61ZM76 21V22H75ZM126 21V22H125ZM151 21V22H150ZM175 21V22H174ZM184 21V22H183ZM190 21V23H188ZM193 21L195 22V23H193ZM213 21V22H212ZM215 21V22H214ZM4 22V23H3ZM55 22H56V26H54L55 25ZM59 22H60V24H59ZM95 22V23H94ZM107 22H108V24H107ZM110 22V23H109ZM138 22V23H137ZM147 22V23H146ZM181 24H180V23ZM186 22V23H185ZM192 22V23H191ZM205 22V23H204ZM217 22V23H218ZM6 23V24H5ZM36 23V24H35ZM43 23H44V27L45 28H42L43 27ZM104 23V24H103ZM113 23H115L116 25H114ZM119 23V24H118ZM132 23H133V25H132ZM151 23V24H150ZM183 23V24H182ZM188 23V24H187ZM203 23V24H202ZM210 23V24H209ZM11 24H13V25H11ZM18 24V25H17ZM21 24V25H20ZM23 24V25H22ZM24 24H26V25H24ZM42 24V25H41ZM86 24V25H85ZM92 24V25H91ZM100 24H102L101 25V27H100ZM125 24H126V26H125ZM137 24V25H136ZM140 24V25H139ZM144 24H146V25H144ZM6 25V27H4ZM10 26V28H9V26ZM103 25H104V28H103ZM130 25V26H129ZM155 25V26H154ZM190 25V26H189ZM196 25V26H195ZM205 27H204V26ZM206 25H208V26H206ZM214 25V24H213ZM16 26V27H15ZM19 26H20V28H19ZM50 26V27H49ZM111 26V27H110ZM120 26V27H119ZM123 26V27H122ZM124 26H125V28H127V29H125L124 28ZM150 26V27H149ZM163 26V27H162ZM171 28H170V27ZM184 26H186V27H184ZM22 27H23V29H22ZM40 27V28H39ZM88 27V28H87ZM119 27V28H118ZM134 27V28H133ZM141 27V28H140ZM161 27H162V29H161ZM175 27V28H174ZM179 27V28H178ZM183 27L184 28H186V30L185 29H183ZM203 27V28H202ZM212 27V26H211ZM15 28H18V29H15ZM38 28V29H37ZM63 28V29H64ZM108 28V29H107ZM114 30H113V29ZM128 28H130V29H128ZM143 28V29H142ZM147 28V29H146ZM151 28H152V30H151ZM158 28H159V30H158ZM165 28V29H164ZM174 28V29H173ZM201 30H200V29ZM92 29V30H91ZM111 29V30H110ZM132 29V30H131ZM134 29V30H133ZM156 29H157V31H156ZM173 29V30H172ZM180 29V30H179ZM187 29H189V31H188V34H184L183 32L184 31H186L185 33H187ZM193 29V30H192ZM195 29V30H194ZM11 30V31H10ZM15 32H14V31ZM22 30V31H21ZM26 30H28V31H26ZM35 30V29H34ZM66 30V29H65ZM120 30V31H119ZM124 30H125V32H124ZM145 30V31H144ZM163 30V31H162ZM175 30V31H174ZM178 30V31H177ZM184 30V31H183ZM12 33H10V32ZM13 31V32H12ZM16 31H17V33H16ZM25 31V32H24ZM128 31V32H127ZM144 31V32H143ZM152 31H156L158 34H160L161 33V35H162V37L161 36H159V39L160 40H158V36H157V38H155V39H157V41L155 40V39H147L148 40V43L150 44V46L147 44V42H145V41H147L145 38H148V36H149V34L151 33H154V32H152ZM159 31V32H158ZM169 33H168V32ZM181 31H183V32H181ZM192 31H194V32H192V33H194V36L196 35L197 36V38H195L194 36H193V34L191 33ZM199 31L201 32L200 33V35L201 36H199ZM203 31L204 32H206V33H203ZM22 32H24V33H22ZM42 32H44V31H42ZM48 32V31H47ZM46 31H45V35L47 36L48 35V33H47ZM96 32V33H95ZM108 32H110V33H108ZM112 32V33H111ZM123 34H122V33ZM133 32V33H132ZM141 33V34H139V33ZM164 32H166V33H164ZM176 32V33H175ZM177 32L179 33L178 34V36L181 34H183L182 36H179V38H181V39H179L178 38V36H177ZM197 32V33H196ZM31 36V37H29V35ZM35 34V35H33V34ZM79 33V34H78ZM82 33V34H81ZM99 33V34H98ZM116 35H115V34ZM119 33V34H118ZM126 33L128 34L127 36H126ZM143 33L144 34H147L148 33V35H144V36H141V35H143ZM174 33H175V35H174ZM203 33V34H202ZM4 34H6V35H4ZM9 34V35H8ZM17 34V35H16ZM51 34V33H50ZM88 34V35H87ZM110 34V35H109ZM113 34V35H112ZM125 34V35H124ZM134 34V36L135 37H133L132 35ZM165 34V35H164ZM173 34V35H172ZM191 34H192V36H191ZM198 34V35H197ZM10 35H13V36H10ZM24 35V36H23ZM52 35V34H51ZM78 35H79V37L81 36V38H79L78 37ZM100 35H101V37H100ZM104 35V36H103ZM105 35H107V36H105ZM120 35V36H119ZM122 35V36H121ZM167 35V36H166ZM189 37H188V36ZM21 36H23V37H21ZM36 36V37H35ZM50 35H48L47 37H49ZM87 36V37H86ZM119 36V37H118ZM123 36H124V39H125V37H127L124 41H123ZM138 36H140V37H138ZM145 36H147V37H145ZM172 36V37H171ZM198 36H199V38H198ZM11 37V38H10ZM15 37V38H16ZM35 37V38H34ZM86 37V38H85ZM96 37V38H95ZM104 37V38H103ZM115 37H116V39H115ZM119 39H118V38ZM131 37V38H130ZM185 37H187L186 39H187V41H186V39H185ZM202 39H201V38ZM19 38H17V39H19ZM38 38V39H37ZM74 38H75V42L73 41L74 40ZM82 38H84V39H82ZM102 38V39H101ZM112 38H114V39H112ZM122 40H121V39ZM166 38V39H165ZM168 38V39H167ZM172 38H174V40H172ZM184 38V39H183ZM196 39V41L194 40V39ZM9 39H7L8 41H5L4 42V46L6 47V49H7V47H8V49L10 48H12L13 47V45L10 43V40ZM37 39V41L35 42V40ZM88 40V41H86V40ZM98 39V40H97ZM105 39V40H104ZM131 39H132V42H130L131 41ZM139 39V40H138ZM144 39V40H143ZM165 39V40H164ZM171 39V40H170ZM176 39V40H175ZM48 40V41H47ZM77 40V41H76ZM108 40V41H107ZM127 40V41H126ZM154 40V41H153ZM170 40V41H169ZM180 40V41H179ZM185 40V41H184ZM198 40V41H197ZM39 41H41V42H39ZM137 41V42H136ZM143 41L145 42V44H144V46H143V44H141V42L143 43ZM159 41V42H158ZM162 41V42H161ZM166 41V42H165ZM171 43V45L172 46H168V44H169V42ZM173 43H172V42ZM200 41V42H199ZM38 42V43H37ZM43 42H45V43H43ZM46 42H47V45H46ZM70 42H73V43H71L70 44ZM83 42L85 43V44H83ZM95 42V43H94ZM117 42V43H116ZM161 42V43H160ZM175 42H176V44H175ZM192 42V43H191ZM197 42L200 44H197ZM37 43V44H36ZM49 43V44H48ZM76 43V45H74ZM90 43H91V45H90ZM121 43V44H120ZM131 43V44H130ZM139 43H140V45H139ZM154 43V44H153ZM158 43V44H157ZM164 43H166L163 47H162V45ZM189 44V46H187V45H185V46H187L186 47V49L184 48L185 46H184V44ZM9 44V45H8ZM11 44V45H10ZM33 44H34V46L36 47L38 44H39V46H37L36 48L33 46ZM46 45V46H43V45ZM70 44V45H69ZM73 44V45H72ZM77 44H79V45H77ZM81 44H82V46H81ZM94 44H96V45H94ZM101 44V45H100ZM138 44V45H137ZM160 44H162V45H160ZM180 45V46H178V45ZM181 44H183V45H181ZM191 44V45H190ZM196 44H197V46H196ZM202 44V45H201ZM40 45L42 46V47H40ZM84 45V46H83ZM92 45H94L93 47H92ZM123 45V46H122ZM127 45V46H126ZM146 45V46H145ZM155 45H157V46H155ZM159 45V46H158ZM194 45V46H193ZM10 46V47H9ZM75 46V48H73ZM99 46H101V47H99ZM111 46H112V48H111ZM143 46L144 47V49H145V47H146V49L148 48L149 50H150V48H151V51H149L148 49V51L149 52H147V51H144V49H143V47L141 48V47ZM154 46V47H153ZM168 47V48H166V47ZM184 46V47H183ZM193 46V47H192ZM199 46V48H197ZM203 46V47H202ZM44 47V49H42ZM121 47V48H120ZM128 47V48H127ZM171 47V48H170ZM173 47H175V48H173ZM179 47V48H178ZM190 47H191V49H190ZM195 47V48H194ZM39 48V49H38ZM50 48V49H49ZM80 48V49H79ZM104 48V49H103ZM122 48H124L123 50H122ZM136 48V49H135ZM153 48V49H152ZM174 50H173V49ZM183 48V49H182ZM187 48H189L190 50H187ZM193 48V49H192ZM7 49V50H8ZM9 49V50H10ZM38 49V50H37ZM45 49H49L48 51H46ZM83 49V50H82ZM91 49V50H90ZM98 49H99V51H98ZM103 49V50H102ZM130 49H132V50H130ZM139 49V50H138ZM145 49V50H146ZM164 49V50H163ZM185 49V50H184ZM196 49H198V50H196ZM199 49H203L202 51H199ZM41 50V51H40ZM87 50V51H86ZM101 50H102V52H101ZM105 50V51H104ZM112 50H114V51H112ZM117 50H119V53L122 51V53H120V54H124V53H126V50H130V51H132V52H130V51H127V54L124 56H122V55H120V54H118V51ZM135 52H134V51ZM155 50V51H154ZM160 50H161V52H160ZM178 50V52H176ZM183 50H184V52H183ZM188 52H187V51ZM29 51L30 52H32V53H30L29 54ZM123 51H125V52H123ZM141 51V52H140ZM165 51V52H164ZM166 51H168V52H166ZM172 51V52H171ZM174 51V52H173ZM185 51H186V53H185ZM194 51V52H193ZM197 51V53L195 54V52ZM43 52H44V54L45 53H47V54H49V56H47V58L45 57L46 55H43ZM83 52V53H82ZM85 52V53H84ZM134 52V53H133ZM147 52V53H146ZM151 52V53H150ZM155 52H157V53H155ZM162 53V54H160V53ZM180 52V53H179ZM200 52V53H199ZM26 53H27V55H26ZM38 53V54H37ZM40 53H41V55H40ZM54 54L55 55V57L52 55V54ZM80 53V54H79ZM101 53V54H100ZM104 53V54H103ZM108 53V54H107ZM128 53H130V54H128ZM140 53V54H139ZM153 53V54H152ZM169 53V54H168ZM173 53V54H172ZM179 53V54H178ZM183 53V54H182ZM50 54H51V57H50ZM70 54H72V55H70ZM94 54V55H93ZM106 54V55H105ZM138 54V55H137ZM157 54V55H156ZM167 54V55H166ZM177 54V55H176ZM181 54V55H180ZM191 54V55H190ZM198 54H201V55H198ZM30 55H31V57H30ZM56 55H57V57H56ZM78 55V56H77ZM90 55V56H89ZM134 55V56H133ZM159 55V56H158ZM165 55V56H164ZM185 55V56H184ZM187 55H190L192 58H190L189 56H187ZM194 55H196L197 57H195ZM19 56H20V58H19ZM28 56V57H27ZM61 56V57H60ZM76 56V57H75ZM80 56V57H79ZM102 56V57H101ZM120 56V57H119ZM121 56H122V58H121ZM136 56V57H135ZM142 56V58H139V57H141ZM161 56V57H160ZM176 56V57H175ZM179 56V57H178ZM189 57V59H188V61H187V57ZM14 59H13V58ZM18 57V58H17ZM26 57V58H25ZM43 57V58H42ZM45 57V58H44ZM50 57V59H48ZM53 57V58H52ZM63 57V58H62ZM101 57V58H100ZM125 57V58H124ZM132 57H133V59H132ZM156 57V58H155ZM166 57V58H165ZM173 57V58H172ZM178 57V58H177ZM27 58H30V61L32 62V64L30 63V61L28 62V59ZM33 60H32V59ZM57 58V59H56ZM73 58H74V60H73ZM76 58V59H75ZM80 58V59H79ZM83 58V59H82ZM89 58L91 59V60H89ZM95 58V59H94ZM124 58V59H123ZM162 58V59H161ZM172 58V59H171ZM27 59V60H26ZM39 59H41V60H39ZM52 59V60H51ZM58 59H59V61H58ZM65 59V60H64ZM87 59V60H86ZM102 59V60H101ZM128 59V60H127ZM129 59H130V61L131 62H129L128 64L126 63V61H129ZM132 59V60H131ZM160 59H161V61H160ZM166 59V60H165ZM177 59H178V61H177ZM181 59V60H180ZM19 60V62H17ZM25 60V61H24ZM44 60H45V62H44ZM49 60V61H48ZM67 60V61H66ZM97 60H98V63H97ZM111 60H113V62L111 61ZM116 60H118L119 61V63H118V61H116ZM123 60V61H122ZM141 60V61H140ZM3 61H4V63H3ZM9 61H10V63H9ZM21 61V62H20ZM27 61V62H26ZM39 61H40V63H39ZM56 61H58V62H56ZM61 61V62H60ZM68 61H69V63H68ZM94 61V62H93ZM105 61V62H104ZM114 61H115V63H114ZM121 61V62H120ZM125 61V62H124ZM164 61V62H163ZM23 62H24V65H23ZM26 62V63H25ZM77 62V63H76ZM109 62V63H108ZM122 62H124V63H126L127 65H124V64H121ZM134 62V63H133ZM140 62V63H139ZM168 62H170V63H168ZM184 62H188V65H186V64H184ZM15 63V64H14ZM18 65H17V64ZM42 63V64H41ZM46 63V64H45ZM65 63V64H64ZM87 63V64H86ZM91 63V64H90ZM102 63V64H101ZM112 63H114V64H112ZM132 63V64H131ZM163 63V64H162ZM9 64V65H8ZM12 66H11V65ZM19 64H20V66H22V67H19ZM22 64V65H21ZM26 64H28L27 65V67H26ZM41 64V65H40ZM61 64H63V65H61ZM99 64V65H98ZM105 64V65H104ZM109 64V65H108ZM110 64H111V66H110ZM119 64V65H118ZM131 64V65H130ZM135 64V66H137L138 65V67H134L133 65ZM160 64V65H159ZM176 64H178V65H176ZM192 65V66H190L189 67V65ZM3 65L5 66L4 68H3ZM8 65V66H7ZM13 65L14 66H16V67H14V68H12L13 67ZM29 65L32 67H29ZM33 65V66H32ZM68 65V66H67ZM70 65V66H69ZM72 65V66H71ZM101 65H102V67H101ZM112 65H114V66H112ZM129 65V66H128ZM171 67H170V66ZM180 65V66H179ZM182 65H184V67L182 66ZM24 66V67H23ZM36 66H38L37 68H38V71L36 70L37 68H36ZM40 66V67H39ZM58 66V67H57ZM65 66H67V67H65ZM131 66H132V69H133V71H132V69H131ZM63 67V68H62ZM80 67H81V69H80ZM95 67V68H94ZM98 67V68H97ZM115 67V68H114ZM122 67H124V69L122 68ZM128 67V69H126ZM130 67V68H129ZM157 67V68H156ZM178 67H182V68H178ZM188 67V68H187ZM18 68V69H17ZM23 68H24V72L25 73H23L22 71H23ZM27 68V69H26ZM35 69V72L37 71V73H39V74H37V73H35L34 72V69ZM78 68V69H77ZM86 69V70H84V69ZM107 68V69H106ZM112 68V69H111ZM137 68V69H136ZM151 68H154L153 70L151 69ZM189 68H190V71H189ZM1 69H2V71H1ZM9 69V70H8ZM12 69L14 70V71H12ZM16 69V70H15ZM42 71H41V70ZM59 69H61V70H59ZM76 69V71H74ZM84 71H83V70ZM94 70V72L96 73V74H94V72H93V70ZM100 69H104V70H101L100 71ZM106 69V70H105ZM111 69V70H110ZM121 69V70H120ZM131 69V70H130ZM136 69V70H135ZM146 69V70H145ZM151 69V70H150ZM162 69V70H161ZM186 71H185V70ZM5 70H7V71H5ZM12 72H11V71ZM22 70V71H21ZM30 70H32V71H30ZM40 70V71H39ZM57 70V71H56ZM66 70H67V72H66ZM79 70V71H78ZM83 72H82V71ZM107 70H110L111 72H113V73H111L110 71H108V72H106L105 73V71H107ZM116 70V71H115ZM135 70V71H134ZM139 70V71H138ZM156 70V71H155ZM164 70V71H163ZM179 70H180V72H179ZM183 70V71H182ZM58 71H59V73H58ZM77 71H78V73H77ZM87 71L89 72V73H87ZM99 71V72H98ZM122 71H123V73H122ZM125 71L127 72V73H125ZM130 71H132V72H130ZM142 71V72H141ZM152 71V72H151ZM155 71V72H154ZM170 73H169V72ZM4 72H6V73H4ZM7 72H8V74H7ZM11 72V73H10ZM26 72L28 73L27 75H26ZM42 72V73H41ZM69 72H70V74H73V75H71L72 77V79L74 78H77V79H75V80H78V79H80V80H78L79 81V84L81 83V81H83L82 83H86V81H87V83L86 84H88L87 86H89V83L91 82L90 80H94V77H95V79L97 80V82L98 83H100L99 84V86H100V88L102 87V88H104L105 90H103V89H100L99 87H97V86H95L96 88H95V90H93V92H91V93H89V91H86V90H77V88H80V87H77L76 85L78 84V83H74L75 85L73 86V85H71V86H73V87H70V88H72V89H74V91L75 92H73L74 94L76 93V91H78V93H76L75 94V97L76 98H78V99H74L73 100V102L75 101V103H76V105H75V103H72V106H71V110H70V108H68L67 110L68 111H70V112H68L67 110H66V108L64 107L63 109L65 110V111H63L62 112V107H61V105H63V106H66V103H68V101L66 102L65 101V99H67L68 98V96L67 95H69V94H72V92H70V91H68L65 87L67 86V85H70L69 84V79H71L70 77H69ZM79 72H80V74H79ZM82 72V73H81ZM98 72V73H97ZM100 72H101V74L104 76V77H102V75L100 74ZM129 72V73H128ZM158 72V73H157ZM168 72V73H167ZM175 72H178V73H175ZM4 73V74H3ZM31 73H35L34 75L33 74H31ZM58 73V74H57ZM63 73V74H62ZM66 73V74H65ZM68 73V74H67ZM77 73V74H76ZM104 73V74H103ZM107 73H109V74H107ZM119 73L121 74V75H119ZM133 75H131V74ZM8 76V79H7V76ZM23 74V76H21ZM37 74V75H36ZM41 74V75H40ZM44 74V75H43ZM48 74V75H47ZM92 74H94V76L92 75ZM105 74H106V76H105ZM117 74V75H116ZM127 74V75H126ZM128 74H130V76H131V79H130V76H128ZM147 74V75H146ZM150 74H152V75H150ZM175 74V75H174ZM193 74V75H192ZM5 75V78L7 79H5L3 76ZM30 76V79H29V76ZM38 75H39V77H38ZM76 75H79V76H77L76 77ZM80 75H82V76H80ZM85 75V76H84ZM86 75L88 76V77H86ZM93 76V78H91L90 79V76ZM101 77H100V76ZM109 75V76H108ZM112 75H116V77H117V79H116V77L115 76H113V77H115V78H113V77H111ZM122 75H124V76H122ZM159 75V76H158ZM170 75L171 76H173L174 78H170ZM178 75V76H177ZM21 76V77H20ZM24 76H26V77H28V78H26V77H24ZM54 76V77H53ZM127 76V77H126ZM135 76H137V77H135ZM169 76V77H168ZM180 76V77H179ZM36 77V78H35ZM64 77V78H63ZM68 77H69V79H68ZM84 77V79H82ZM100 77V78H99ZM106 77V78H105ZM126 77V78H125ZM164 77V78H163ZM52 78H55V80H56V83H55V80H52ZM102 78V79H101ZM110 78V79H109ZM121 78H124V79H121ZM129 78V79H128ZM134 78V79H133ZM138 78H139V80H138ZM143 78V79H142ZM145 78V79H144ZM148 78H149V80H148ZM166 78H168V79H166ZM176 78H178V79H176ZM183 78V79H182ZM193 78V79H192ZM32 79V80H31ZM45 79V80H44ZM62 79H63V81H62ZM67 79V80H66ZM71 79V80H72ZM85 79H86V81H85ZM99 79V80H98ZM108 81H107V80ZM112 79V80H111ZM126 79V80H125ZM141 79V80H140ZM187 79H189V80H187ZM25 80V81H24ZM30 80V81H29ZM35 80V81H34ZM50 80H52V82L54 81V83L53 84H56L55 86L56 87H54V85H51L52 84V82L50 81ZM59 80V81H58ZM65 80V81H64ZM92 80V81H93ZM103 80V81H102ZM129 80V81H128ZM133 82H132V81ZM143 80V81H142ZM164 80V81H163ZM166 80V81H165ZM170 80V81H169ZM174 80H175V82H177V83H174ZM177 80V81H176ZM188 81V85H186L185 86V84L187 83L186 81ZM27 81V82H26ZM66 81H67V83H66ZM111 81V82H110ZM112 81H115V82H112ZM117 81V82H116ZM120 81V82H119ZM126 81V82H125ZM138 81H140V82H138ZM172 81V82H171ZM8 82V83H7ZM35 82V83H34ZM63 82V83H62ZM89 82V83H88ZM105 82H107V84L105 83ZM110 82V83H109ZM170 82H171V84L173 85H171L170 84ZM7 83V84H6ZM29 83V84H28ZM45 83V84H44ZM48 83V84H47ZM49 83H50V85L51 86H53V87H51L52 89H49ZM59 83H61L60 85H59ZM84 83V84H85ZM103 83V84H102ZM117 83V84H116ZM139 83V84H138ZM169 83V84H168ZM178 83H180V84H178ZM181 83H183L184 85L182 86L181 85ZM25 84V85H24ZM33 84V85H32ZM64 84V85H63ZM67 84V85H66ZM119 84V85H118ZM129 84H131V85H129ZM137 86H136V85ZM167 84H168V86H167ZM175 84H178V85H175ZM11 85V86H10ZM27 85V86H26ZM43 85V86H42ZM46 85V86H45ZM91 85V84H90ZM107 85V88L109 89V87H110V89L109 90H107V91H110L111 90V92L114 94L115 92H116V95H118V94H121V96H126V97H128V98H130V102H128L127 101V103L129 104V105H131V106H128V104L126 103V104H124V106L122 107L121 106V104H122V102H123V100H122V102H121V104H119V105H117V106H115L114 107V109H112L110 112H108L109 114H106L105 112L103 113V112H101V111H104L103 110V108H104V106L106 105V103H105V101L107 102V100L105 99V97H103V96H105V95H103L101 92V90H103V91H106V86ZM146 85L148 88H147V91L145 90L146 89V86L144 87V86ZM181 85V86H180ZM7 86V87H6ZM16 86V87H15ZM42 86V87H41ZM60 86H61V88H60ZM64 86V87H63ZM170 86L173 88H171L170 89ZM178 88H176V87ZM186 88H185V87ZM188 86V87H187ZM19 87V88H18ZM21 87V88H20ZM34 87V88H33ZM45 87V88H44ZM48 87V88H47ZM58 87H59V89H58ZM62 87H63V89L65 90L66 89V91H64V92H66V93H64L63 91L61 92V93H63V94H60V95H58L59 94V92H58V90L60 91L61 89H62ZM68 88H69V86H67ZM77 87V88H76ZM129 87V88H128ZM135 87V88H134ZM142 87V88H141ZM7 88V91L5 90ZM9 88V89H8ZM27 88V89H26ZM32 89V90H29V89ZM43 88V89H42ZM127 88V89H126ZM140 88V89H139ZM185 88V89H184ZM17 89V90H16ZM19 89H21V90H19ZM46 89H48V90H46ZM57 91H56V90ZM118 91H117V90ZM125 89V90H124ZM141 89H143V90H145V92H146V94H145V96H144V91L143 90H141ZM168 89H170V90H168ZM19 90V91H18ZM27 90V91H26ZM39 91V92H37V91ZM40 90H41V92H40ZM45 90H46V93H45ZM49 90H52L51 92L49 91ZM114 90H115V92H114ZM141 90V91H140ZM155 90V91H154ZM160 92H159V91ZM166 90V91H165ZM171 90H174V91H171ZM178 90V91H179ZM3 91H5L6 92V94H4L5 96L7 95H9V97H8V101H9V104L11 103V105H10V107H9V104H8V101H7V97H5L4 95H3ZM9 91H10V93H9ZM17 91V93L18 94H20V92H21V94L20 95H18L17 93L15 94V92ZM44 91V92H43ZM49 93H51L50 94V96L52 97V99H50L51 97L50 96H47V95H49V94H47L48 92ZM68 91V92H67ZM100 91V92H99ZM120 91V92H119ZM139 93H138V92ZM158 91V92H157ZM179 91V92H180ZM4 92V93H5ZM29 92V93H28ZM37 92V93H36ZM54 92H55V94H54ZM58 92V93H57ZM83 92H84V94L86 93V94H88V95H84L83 94ZM118 92V93H117ZM123 92V93H122ZM129 92V93H128ZM156 92V93H155ZM171 92V93H170ZM172 92L174 93V94H172ZM179 92H177V93H179ZM9 93V94H8ZM12 93V94H11ZM25 93V94H24ZM27 93V94H26ZM34 93V94H33ZM39 93V94H38ZM41 93H43V95L41 94ZM47 94V95H45V94ZM57 93V94H56ZM81 93V94H80ZM96 93V94H95ZM97 93H101V94H98L99 96L98 97H100L99 99L100 100H98L97 98ZM132 93H134V94H132ZM142 95H141V94ZM157 93H159L158 95H157ZM164 93V94H165ZM170 93V94H169ZM23 94V95H22ZM31 94V95H30ZM53 94H54V97H53ZM78 94V95H77ZM90 94V95H89ZM94 94H95V96H94ZM137 94H139V95H137ZM153 94H154V96H153ZM18 95V96H17ZM23 97H22V96ZM25 95V96H24ZM36 95V96H35ZM56 95V96H55ZM73 95V94H72ZM84 95V96H83ZM151 95L153 96V97H151ZM156 95V96H155ZM2 96V97H1ZM32 96V97H31ZM58 96V97H57ZM59 96H61V98L59 97ZM81 96V97H80ZM90 96H92L91 98H92V100H90L89 99V97ZM94 96V97H93ZM139 96H140V99H139ZM158 96V97H157ZM165 95H164V99H166L167 100V97H166ZM15 99H14V98ZM22 97V98H21ZM34 97V98H33ZM44 97V98H43ZM45 97H47V98H45ZM63 97H64V99H63ZM66 97V98H65ZM74 97V98H75ZM138 97V98H137ZM160 97V98H159ZM2 98V99H1ZM11 98H12V100H11ZM17 98V99H16ZM60 100H59V99ZM79 98H80V100H79ZM89 100H88V99ZM94 98H96V99H94ZM152 98V99H151ZM153 98H155V99H153ZM156 98H157V100H156ZM14 99V100H13ZM39 99V100H38ZM55 99H57L58 100V102H57V100L55 101ZM86 99V100H85ZM103 99H105L104 101H103ZM135 99L136 100H141L142 102L141 103H139L140 101H135ZM159 99V100H158ZM5 100H6V104H5ZM26 100V101H25ZM36 100V101H35ZM49 100H52V101H49ZM63 102H62V101ZM69 100V99H68ZM84 100V101H83ZM11 101V102H10ZM15 101V102H14ZM34 101V102H33ZM48 101H49V103H54V104H49L48 103ZM55 101V102H54ZM79 101V102H78ZM83 101V102H82ZM38 102V103H37ZM40 102V103H39ZM81 102V103H80ZM89 102V103H88ZM90 102H92V103H90ZM125 102H126V100H125ZM124 102V103H125ZM137 102V103H136ZM15 104V106L17 107V105H18V108H16L15 106H14V104ZM18 103V104H17ZM37 103V104H36ZM59 103H60V106H59ZM78 103V104H77ZM81 105H80V104ZM87 103V104H86ZM96 103H98V104H96ZM138 103L140 104L139 105V107H138V109H137V106H138ZM4 104V105H3ZM8 104V105H7ZM13 104V105H12ZM22 104V105H21ZM25 104V105H24ZM46 104V105H45ZM101 104V105H100ZM136 105V106H134V105ZM3 105V106H2ZM23 105H24V108L26 107V109L24 110L23 109ZM34 105V106H33ZM42 105H44V106H42ZM50 105H52V106H50ZM54 105H56V106H58V108L57 107H55ZM68 105V104H67ZM88 105V106H87ZM90 105H91V107H90ZM133 105V106H132ZM143 105V106H144ZM5 106H7V107H5ZM14 106V108H16V109H12V107ZM22 106V107H21ZM36 106H38V108L36 107ZM46 106V107H45ZM74 106V107H73ZM76 106V107H75ZM100 106H102V110H101V108H100ZM125 106H128L127 107V109H129V107H130V109H129V111L130 112H128L127 114H125L126 115V117H124L125 115L124 114H121L120 115V117L121 118H124V121H123V119H121V121L120 120H116L117 118H116V116L117 115H119V113H120V111L122 110H120V107H122V108H124ZM2 107H4V108H2ZM19 107H21V108H19ZM32 107H34L33 109H31ZM42 107V108H41ZM45 107V108H44ZM49 107V108H48ZM85 107V108H84ZM87 107V108H86ZM95 107V108H94ZM99 107V108H98ZM2 108V109H1ZM10 108H11V113H9V110H10ZM52 108V109H51ZM56 108V109H55ZM61 108V109H60ZM72 108H75L74 110L72 109ZM76 108H77V111H76ZM93 108V109H92ZM115 108H116V110H115ZM133 108H136V109H132ZM145 108L147 109L148 108V105L147 106H145ZM7 109V110H6ZM9 109V110H8ZM18 109V110H17ZM23 111H21V110ZM54 109H55V111H54ZM58 109H59V112H58ZM81 109H84V110H81ZM89 110V111H87V110ZM118 109H119V111H118ZM14 110V111H13ZM15 110H17L18 111V113H17V111H15ZM32 110V111H31ZM33 110H36L37 111V113H36V111L34 112ZM47 110V111H46ZM50 110V111H49ZM60 110H61V113H60ZM82 112V113H80V111ZM90 112V114L88 113V115H87V112ZM100 112H99V111ZM115 110V111H114ZM132 110V111H131ZM24 111H26V113L24 112ZM29 111V112H28ZM39 111H41L40 113H39ZM67 111V112H66ZM73 111H74V113H73ZM172 111V112H171ZM170 112H171V114H169V112H168V114H166V116H167V118L165 119L166 121L167 120H169V116H170V119H171V117H172V119H173V117H174V113H173V110H171ZM4 112V113H3ZM8 112V113H7ZM22 112V113H21ZM33 112V113H32ZM51 112V113H50ZM57 112V113H56ZM114 112H116V114L114 115ZM119 112V113H118ZM14 113V114H13ZM18 114V116H17V114ZM22 115H21V114ZM27 113L29 114V115H27ZM48 113V114H47ZM80 113V114H79ZM85 113V114H84ZM3 114H4V121L2 120V118H3ZM13 114V115H12ZM16 114V117L14 116ZM24 114H26V116L24 115ZM37 116H39V115H41L40 116V119L39 120H41L40 122H41V124H45V126H43V125H41L40 124V122L37 124V125H34V120L36 121V118L35 117H37ZM63 114H64V116H63ZM68 114V115H67ZM84 114V115H83ZM102 114V115H101ZM111 114H112V116L114 117L113 119H112V116H111ZM11 115H12V117H11ZM26 117V118H24V121H25V123H24V121H22L23 122V124H24V126H23V124H22V122H21V120H23L22 118L24 117V116ZM31 115L33 116V117H31ZM55 115V116H54ZM81 115V116H80ZM109 116V118H108V116ZM5 116H6V119L8 118V120L10 121V124H9V122H8V120H6L5 119ZM8 116V117H7ZM27 116H30V117H27ZM54 116V117H53ZM62 116V117H61ZM95 116V117H94ZM107 116V117H106ZM123 116V117H122ZM128 116V117H127ZM131 116V117H130ZM19 117V118H18ZM21 117V118H20ZM47 117V118H46ZM52 118V121H51V118ZM57 117V118H56ZM84 119H83V118ZM89 118V120H88V118ZM91 117V118H90ZM104 117V118H103ZM10 118V119H9ZM11 118L13 119V118H15V119H13V120H11ZM37 118H39V117H37ZM75 118V119H74ZM77 118V119H76ZM92 118H93V120H92ZM125 118H127V119H125ZM16 119H17V122H16ZM21 119V120H20ZM31 119H33V120H31ZM83 119V120H82ZM98 119V120H97ZM103 119V120H102ZM130 119V120H129ZM19 120V121H18ZM32 124V125H30V123H28V121ZM43 120H44V122H43ZM59 120H61V121H59ZM74 122H73V121ZM79 120V121H78ZM81 120H82V125L80 124L81 123ZM84 120H86V121H88L87 123H86V121H84ZM92 120V121H91ZM128 122H127V121ZM11 121H12V123H11ZM64 121V122H63ZM96 121H98V122H100L101 121V123L100 124H97V122ZM110 121H113V122H110ZM117 122L116 124H114V122ZM123 121V125H122V123H120V122H122ZM135 121V122H134ZM14 122H16V123H14ZM49 122V123H48ZM52 122V123H51ZM54 122V123H53ZM71 122V123H70ZM80 122V123H79ZM93 122H95V123H93ZM130 122H132L131 123V125H132V127H131V125H130ZM3 124V126H2V124ZM27 123L29 124V126L27 125ZM58 123H59V125H58ZM64 123V124H63ZM78 123V124H77ZM93 123V126H91V127H89L91 124ZM119 123V124H118ZM135 123V124H134ZM138 123V122H137ZM6 124H8V125H6ZM15 124V125H14ZM19 124V125H18ZM20 124H22L21 126H20ZM47 124V125H46ZM52 124V125H51ZM57 124V125H56ZM71 124V125H70ZM83 124H84V126H83ZM96 124V125H95ZM108 124H110V125H108ZM125 124V125H124ZM129 124V125H128ZM11 125V126H10ZM38 125H39V128H38ZM65 125V126H64ZM69 125V126H68ZM73 125V126H72ZM78 125V126H77ZM81 125V126H80ZM89 125V126H88ZM95 125V126H94ZM98 125V126H97ZM100 125V126H99ZM103 125V126H102ZM112 125V126H111ZM115 125H117L116 127H118V126H121V128H117V132L119 133V130L121 129V130H123L124 132V140L126 141H123V139H122V137L120 136V135H116V136H114V138L115 137H118L117 139H118V141L116 140V138L114 139V138H112V141H113V139L115 140V141H111V138H107V139H99L98 141H96L97 140V138H95L94 137V139H96L95 140V146L93 145L94 144V142H93V144H92V141H90V140H88V139H90L91 137H92V135L95 133L96 134V132H95V130H97L96 129V126L98 127V129L100 128L101 130L102 129H107V130H105L106 132H111L110 130L112 129L113 131V133H114V131H116L115 130ZM126 125H128V128L129 129H127V126ZM2 126V127H1ZM8 126V128H7V130H6V127ZM19 126V127H18ZM23 126V128L22 129H19V128H21ZM28 126V128H26V127ZM30 126H32L31 128H30ZM33 126H34V129H33ZM37 127V129L39 130H37V129H35L36 127ZM47 126H49V127H47ZM57 126H59V127H57ZM83 126V127H82ZM88 126V127H87ZM103 128H102V127ZM124 126V127H123ZM125 126H126V128H125ZM14 127V128H13ZM57 127V128H56ZM75 127H76V130L78 131V129H79V127L82 129V131L80 132V131H76L75 130ZM85 127V128H84ZM87 127V128H86ZM110 127V128H109ZM113 127V128H112ZM115 127V128H114ZM136 129V130H133L134 128ZM10 128V129H9ZM18 128V129H17ZM68 128V129H67ZM90 128V129H89ZM94 128V129H93ZM125 128V129H124ZM138 128V129H137ZM141 128V127H140ZM2 129V130H1ZM3 129H4V132H3ZM25 129L26 130H28L29 131V135L28 134H26V132H25ZM41 129V130H40ZM59 129V130H58ZM70 129H73V131L72 130H70ZM81 129H79V130H81ZM84 129H85V135H84ZM87 129V130H86ZM91 129H93V130H91ZM109 129V130H108ZM126 129H127V131H126ZM11 130H12V133H11ZM21 130V131H20ZM23 130V131H22ZM31 130H33V131H31ZM56 130V131H55ZM71 132V133H69V131ZM76 131V133H79V134H81L83 137H85V136H87V137H85V139L88 141H83L84 140V138H80V136H78L76 133H75V131ZM90 130V131H89ZM121 130H120V132H121ZM131 130V131H130ZM10 131V132H9ZM27 131V132H28ZM36 131H37V133H36ZM42 131V132H41ZM48 131V132H47ZM52 131H54V132H52ZM61 133H59V132ZM87 131V132H86ZM126 131V132H125ZM137 132L136 134H135V132ZM139 131H141V134H140V132ZM17 132V133H16ZM21 132V133H20ZM30 132H31V134H30ZM35 132V135H33V133ZM38 132H41L40 134L38 133ZM57 132L59 133V134H57ZM63 132H64V134H63ZM72 132H74V133H72ZM82 132H83V134H82ZM89 132V133H88ZM91 132H92V134H91ZM117 132H115V133H117ZM128 132V133H127ZM131 132H133L136 136H137V138H135L136 136L134 135V134H132ZM139 132V133H138ZM16 133V134H15ZM25 133V134H24ZM50 133V134H49ZM68 133H69V135H68ZM126 133V134H125ZM14 134V137L12 136ZM19 134V135H18ZM20 134H23V135H25V136H23V135H20ZM39 135V137H38V135ZM47 134H48V136L50 137V138H48V136H47ZM54 134V135H53ZM65 134H66V137H68V138H66V137H64L65 136ZM74 134V135H73ZM75 134L77 135V137H74L75 136ZM93 135V136H96V135ZM128 134H130V136L128 135ZM131 134H132V136H131ZM148 134V135H147ZM7 135V136H6ZM16 135H18V137L16 136ZM41 135H43V136H41ZM59 135V136H58ZM64 135V136H63ZM89 135H91V137H89ZM143 137V135H144V137H143V139H141L142 137ZM145 135H147V137H145ZM4 136V139H2V137ZM6 136V137H5ZM16 136V137H15ZM21 136V137H20ZM28 136V137H27ZM31 136V137H30ZM34 136V137H33ZM47 136V137H46ZM57 138L58 137V139H56V140H60V141H56L55 140V137ZM126 136V137H125ZM135 136V137H134ZM24 138L23 139V142H22V140H19L20 138ZM71 137H72V139L74 140H72L71 139ZM74 137V138H73ZM79 137V138H78ZM97 137V136H96ZM120 137V138H119ZM127 137H128V139H127ZM129 137H130V139H129ZM138 137H139V139H138ZM15 138V139H14ZM19 138V139H18ZM32 138V139H31ZM37 138V139H36ZM46 138V139H45ZM59 138H61V139H59ZM64 140H63V139ZM71 139V141H73V142H71L70 141V139ZM76 138H77V140H76ZM132 138H134V139H138V141H139V143H137L138 141L137 140H134V139H132ZM145 138H146V140H145ZM29 139H30V141L32 140L33 141V143H30V141H29ZM42 139V140H41ZM65 139L66 140H69L70 141V143H69V141H66V142H64L65 144H63L62 142L63 141H65ZM78 139L80 140L79 142H78ZM12 140H13V142H12ZM35 140V141H34ZM43 140H46V141H44L43 142ZM49 140V141H48ZM92 140H93V138H92ZM102 140H104V141H102ZM107 140H109V141H107ZM122 140V143H120V141ZM135 142H134V141ZM142 140V141H141ZM19 141V142H18ZM23 143V145H28V147L26 146V148H25V146H24V148H23V146H22V144H21V142ZM25 141V142H24ZM40 141V142H39ZM76 141V142H75ZM94 141V140H93ZM100 141H101V143H100ZM108 142L107 144H108V146H113V145H115V146H113L112 148H109L108 146H107V144H105L106 142ZM130 143H129V142ZM145 141H146V144H143V143H140V142H144L145 143ZM10 142H11V144H10ZM17 142H18V144H17ZM29 142V143H28ZM34 142H35V145H38V146H35L34 145ZM39 142V143H38ZM43 142V143H42ZM54 142H56L55 144H54ZM75 142V143H74ZM78 142V143H77ZM84 142H86V144L84 143ZM91 142V143H90ZM110 142V143H109ZM116 142V143H115ZM123 142H125V143H123ZM12 143H13V145H12ZM37 143V144H36ZM47 143H48V145H47ZM53 143V144H52ZM72 143H74V144H72ZM96 143H97V145H96ZM98 143H100L99 145H103L104 147H102V149L99 147L98 148ZM104 143V144H103ZM117 143H118V145H117ZM126 143H127V145H126ZM131 145V147H130V145ZM135 143V144H134ZM8 144V145H7ZM29 144H31V145H29ZM46 144V145H45ZM50 144V145H49ZM57 144V145H56ZM58 144H60L61 146H59ZM76 144V145H75ZM82 144H84L83 145V147H82ZM110 144V145H109ZM111 144H113V145H111ZM124 144V145H123ZM138 144H141V146L140 145H138ZM10 145V146H9ZM54 145V146H53ZM64 145V146H63ZM93 145V146H92ZM106 145V146H105ZM119 145H122V147L120 148H118L119 150L117 151L116 150V148H117V146H119ZM127 147H126V146ZM143 145V146H142ZM145 145V146H144ZM9 146V147H8ZM12 146V147H11ZM16 146H18V147H16ZM22 146V147H21ZM39 147V148H41L40 150H36V148L35 147ZM47 146H48V148H47ZM52 146H53V148H52ZM57 146V147H56ZM70 146V147H69ZM72 146V147H71ZM88 146V147H87ZM90 146V147H89ZM91 146H92V148H91ZM129 146V147H128ZM134 146V147H133ZM136 146V147H135ZM2 147V148H1ZM11 147V148H10ZM22 149H21V148ZM64 147L67 149H65V151H63L64 150ZM75 147V148H74ZM88 148V149H86V148ZM108 147V149H106V148ZM114 147H116L115 148V151L113 152V153H111L113 150H114ZM126 147V148H125ZM133 147V148H132ZM139 147H141V148H139ZM10 148V149H9ZM15 148V149H14ZM27 148L29 149L30 148V150H28L29 152H26L27 151ZM32 148H34L35 150H33ZM56 148H57V150H56ZM59 148V149H58ZM104 148V149H103ZM129 148H131V149H129ZM139 148V150H141V156H138V155H140V151L138 150L137 151V149ZM2 149V150H1ZM3 149H5V151L3 150ZM12 149V150H11ZM32 149V150H31ZM46 149H48L49 151L46 153ZM50 149H53L52 151L50 150ZM72 149H74V150H76L75 152H74V150L72 151ZM81 149H83V150H85V152L86 153H84L83 152V150H81ZM92 149L95 151H93L92 152ZM110 149H111V151H110ZM122 149H124V150H122ZM127 151H126V150ZM9 150H10V152H12V154H13V156H11V153H9ZM21 150V151H20ZM23 150L25 151L24 152V156L25 155H28V156H30V157H32V159L30 158V157H28V156H23L22 157V154H23ZM61 150V151H60ZM68 150H70L71 151V153H72V155H71V153L68 151ZM88 150H91V151H88ZM107 150V151H106ZM133 150H134V153H133ZM6 153V154H4V152ZM15 151V152H14ZM34 152L33 153V155L31 156V153L30 152ZM40 151H42V153L40 152ZM44 151H45V153L46 154H48V153H50V155L48 154V156L46 157V154L44 153ZM78 151V152H77ZM80 151V152H79ZM98 151V152H97ZM103 151H104V153H103ZM109 151V152H108ZM123 152V153H121V152ZM137 151V152H136ZM21 152H22V154H21ZM61 152V153H60ZM65 154H64V153ZM70 153V154H68V153ZM90 152V153H89ZM92 152V153H91ZM107 152H108V154H110V156L108 157V155H107ZM115 152H117V155L115 154ZM129 152H130V154H129ZM132 152V153H131ZM14 153L17 155V159H14L13 157H14ZM19 153V154H18ZM29 153H30V155H29ZM55 153V154H54ZM75 155H74V154ZM77 153H80V154H77ZM82 153L85 155H83V157H84V159H83V157H82ZM103 153V154H102ZM119 153V154H118ZM138 153V154H137ZM8 154H10V156L8 155ZM37 154V155H36ZM60 154H62V155H59ZM87 154L89 155V154H91L90 156H87ZM96 154V155H95ZM105 154V156H102V155H104ZM121 154H122V156H121ZM131 154L132 155H134V154H136V155H134V156H132L131 157ZM143 154V155H142ZM3 155H5V156H3ZM15 155V156H16ZM40 155H41V158H39L40 157ZM56 155V156H58V157H60V160H62V158L64 159V164L65 165H69L70 164V162H68V161H70L69 159H71V160H77V161H79V163H80V167H79V163L77 164V166L79 167H77L79 170L81 169V170H86L85 171V173L83 172V171H78V173L74 176V180L77 182V183H75L74 182V180H73V177L69 174V173H65V171L64 170H57L56 172L57 173H59V174H63V175H65V174H69V177H68V175H65L64 177L62 176V174L61 175H59L58 176V178H59V180H60V178H61V180H60V182H62L63 183V185H62V183L60 184V182L58 181H55L54 182V180H52L51 181V185H48V183H46V181H48L47 179H44L43 180V177L41 178V176L39 175V173H41L42 171L43 172H46L47 174H49L48 173V169H49V172H51V173H53L52 171H50V166H52V165H55L54 164V162L56 161V159L58 158V157H56L55 158V160L52 158V157H54V156ZM65 155H67V156H65ZM69 155H71V156H69ZM77 155V156H76ZM95 157H94V156ZM101 155V157L99 158V156ZM112 155H113V157H112ZM121 156L122 158H123V160H121V157H117V156ZM128 156V158H127V156ZM20 156V157H19ZM42 156L44 157L45 156V158H43L42 159ZM50 156V157H49ZM61 156H62V158H61ZM74 156H76V158L74 157ZM94 158H93V157ZM98 156V157H97ZM8 157V158H7ZM36 157H38L37 159H36ZM69 157V158H68ZM70 157H73V158H70ZM103 157V158H102ZM105 157V158H104ZM115 157H116V162H115ZM140 157H143V158H140ZM13 158V159H12ZM16 158V157H15ZM19 158V159H18ZM22 158V159H21ZM23 158H26V159H23ZM34 158L36 159V160H34ZM81 158V159H80ZM85 158H86V160H85ZM93 158V159H92ZM111 158H113V159H111ZM120 158V159H119ZM125 158H127V159H125ZM132 158H134V160H135V162H134V160L132 161ZM8 161H6V160ZM11 160L13 163L15 162V160H17L16 162H18V164H16V162H15V164L13 165L12 163H11V161L9 162V160ZM34 160V161H28V160ZM39 159H41V163L43 162H45L44 164H41L40 163V160ZM45 159V160H44ZM48 159H49V162H47L48 161ZM66 159V160H65ZM101 159H105V161L103 162V160L101 161V163H104V166L103 167H101V165H103V164H101L100 163V160ZM108 159V160H107ZM131 161H129V160ZM139 159H141L144 163H141V164H138V163H140L139 161H141V160H138ZM144 159V160H143ZM147 159H148V157H147ZM146 159V160H147ZM21 162H20V161ZM25 162H24V161ZM39 160V161H38ZM53 160H54V162H53ZM93 160V161H92ZM99 160V161H98ZM117 160H120V162H124L125 160V162H127L130 166H129V168H127V166H128V164L127 163H125L124 162V164L123 165H117V163H118V161ZM137 160V161H136ZM6 161V162H5ZM98 161V162H97ZM107 161H109V162H107ZM110 161H111V163H110ZM115 162V164H116V168H114L115 167V165H114V162ZM141 161V162H142ZM19 162H20V164H19ZM29 162H31V163H29ZM37 162V163H36ZM63 162V161H62ZM8 165H7V164ZM13 165V166H11V164ZM34 163V164H33ZM40 165H39V164ZM68 163V164H67ZM89 163V164H88ZM96 163V164H95ZM107 163H109V165H107ZM150 163V164H149ZM8 166V167H6V165ZM25 164V165H26ZM33 164V165H32ZM46 164V165H45ZM49 164V165H48ZM99 165V167L101 168V169H104V172H106V174L103 172V173H101L100 175H103L104 177H102V176H95L96 178H97V180L98 181H102V182H104V180H105V182H104V184L106 185V182H107V187H109L110 185H111V187H113V188H109V189H107L105 186H102V188L101 189H99V187H101V186H99L98 187V181H91V182H88V180L90 179V177L92 176L91 174H92V172H90L91 170L93 171L94 169L96 170H100L99 169V167H98V165ZM107 165V167L109 166V169L107 170V167H105L106 165ZM111 164V165H110ZM126 164V165H125ZM137 164H138V166H137ZM150 165V167H149V165ZM39 167V168H37V169H40V171L41 172H37V171H39V170H36V168H35V171L37 172V174H36V172L34 171V168L33 167ZM44 165V166H43ZM84 165V166H83ZM88 165V166H87ZM90 165V166H89ZM124 165H125V168H124ZM136 165V166H135ZM142 165V166H141ZM144 165V166H143ZM44 167V168H42V167ZM60 167H61V165H59ZM59 166H57L58 167V169H60V167ZM119 166H120V168H119ZM123 166V167H122ZM146 168L147 169V171H146V173H147V175H146V173H145V171L144 170H146L145 168L143 169V171H141L142 170V168ZM4 167V168H3ZM47 167V168H46ZM138 167V168H137ZM147 167H149V170H148V168ZM113 168V169H112ZM132 168L134 169V172H133V170H132ZM139 168H141V169H139ZM150 168H152V169H150ZM43 169V170H42ZM51 169H52V167H51ZM118 169H120V170H118ZM125 169H127V170H125ZM130 171H129V170ZM136 169V170H135ZM138 169V170H137ZM155 169H157V170H155ZM31 170V171H30ZM34 172H33V171ZM106 170V171H105ZM118 170V171H117ZM125 170V171H124ZM154 170H155V172H154ZM161 170V169H160ZM110 171V172H109ZM114 171L115 173H117L118 172V174H119V171H120V173L123 171L124 172V174L126 175V176H124V174H119L120 175V177L119 176H115V175H113V176H111V177H116V178H118V179H114V178H111L110 176H109V174L108 173H112V172ZM117 171V172H116ZM129 171V173H125V172H128ZM137 171V172H136ZM150 171V172H149ZM151 171L152 172H154V173H152L151 174ZM30 172L32 173V174H30ZM61 172V173H60ZM65 174H64V173ZM82 174H81V173ZM88 172V173H87ZM122 172V173H123ZM131 172V173H130ZM143 172H144V174H143ZM28 173V174H27ZM50 173V174H51ZM135 173V174H134ZM138 173V174H137ZM141 173V174H140ZM49 174V175H50ZM86 174H89V175H91V176H88V175H86ZM129 174V175H128ZM154 174H155V176H154ZM29 175V176H28ZM31 175H33L32 177H30ZM34 175H37L36 177L34 176ZM52 175V174H51ZM107 175V176H106ZM122 175H123V178L125 177L126 178V180H125V178L123 179L122 178ZM127 175H128V177H127ZM130 175H132V176H130ZM134 175H136V176H134ZM137 175L139 176V177H137ZM141 175V176H140ZM142 175H143V178H142ZM149 175H151L153 178H151V177H148ZM10 176H12V177H10ZM60 176H62V177H60ZM79 176V177H78ZM86 176H88L89 178H87ZM133 176H134V179H133ZM145 176H146V178L148 179V182H146V180L147 179H144L145 178ZM28 177V178H27ZM35 177V178H34ZM71 177V178H70ZM76 177H78V178H76ZM84 177V178H83ZM87 179H86V178ZM95 177H91V178H95ZM100 177V178H99ZM101 177H102V179H101ZM107 177H110V178H108L107 179ZM136 177V178H135ZM33 178H34V180H33ZM37 178V179H36ZM62 178H64V179H62ZM80 178H81V180H83L82 182H81V180H80ZM95 178V179H96ZM124 180V182H125V184H124V182H123V180ZM141 178H142V180H141ZM151 178V179H150ZM11 179V180H10ZM13 179V180H12ZM32 179V180H31ZM69 180V181H65V180ZM72 179V180H71ZM101 179V180H100ZM128 179H130V180H128ZM132 179V180H131ZM136 179V180H135ZM149 179L151 180V182L149 181ZM111 180H113V182L112 183H110V185L108 186V181H110L111 182ZM114 180L115 181H117V183L115 184L114 183ZM121 180H122V182H121ZM133 180H135V181H133ZM137 180H140L139 182H141V183H139V182H137ZM154 180V181H153ZM8 181H10L9 183H8ZM15 182V183H17L16 181H19L16 185H19V187H20V189H18L19 187H17V186H15V187H17L16 189L14 188V186H13V184H15V183H11V182ZM22 181V182H21ZM31 181L32 182H34L35 181V183H31ZM85 181L87 182V183H85ZM121 182V183H119V182ZM131 181H132V183H131ZM5 182H7V183H5ZM26 182V183H25ZM43 182V183H42ZM67 182V183H66ZM72 182V183H71ZM78 182H79V184H78ZM81 182V183H80ZM129 183V185L127 184V183ZM133 182H135L136 183V185H135V183H133ZM40 183V184H39ZM42 183V184H41ZM53 183V184H52ZM58 183L62 186V187H64L65 188V190L60 186V185H58ZM83 183H85V189H86V191L84 192V193H81V196H80V194L79 193H77L78 195H79V197H77L78 195L77 194H75V190H77V192H78V187H80V186H82V184ZM91 183V184H90ZM137 183H138V187H137ZM145 183V185H141V184H144ZM146 183H147V185H146ZM150 183V185H148ZM151 183H155L154 185L153 184H151ZM7 184H10V185H7ZM26 186H25V185ZM46 184V185H45ZM67 184H69V185H71V184H76V185H71V187L69 186V185H67ZM88 184H89V186H88ZM113 184V185H112ZM114 184H115V186H114ZM121 184H124L123 186L121 185ZM131 184H133V187L135 188H132V191H133V193L131 192V190H129L128 191V189H126V186H127V188H128V186H129V188L131 189ZM21 185H22V187H21ZM32 185V186H31ZM34 185V186H33ZM37 185V186H36ZM42 185V186H41ZM53 185V186H52ZM55 185H56V188L57 189H55ZM80 185V186H79ZM139 185L141 186V187H143V188H141V187H139ZM4 186V187H3ZM5 186H9V187H5ZM13 186V187H12ZM39 186H40V188L42 189H40L39 188ZM48 186H50V187H48ZM90 187V188H88V187ZM136 186V187H135ZM144 186H145V189H144ZM147 186H148V188H147ZM2 187V188H1ZM37 187H38V189L40 190H36L37 189ZM44 187H47V190H46V188L44 189ZM59 187H61L62 188V190H61V188L59 189ZM67 187L69 188V189H67ZM74 187H76L75 189H74ZM116 187V188H115ZM13 189V191H11V192H13V194L11 193H9V191L10 190H12ZM27 188V189H26ZM30 188V189H29ZM32 188V189H31ZM35 189V191H34V189ZM48 188H52V191H51V189H48ZM54 188V189H53ZM71 188H73V189H71ZM92 188V189H91ZM94 188V189H93ZM98 188V189H97ZM104 188V189H103ZM137 188H138V190H137ZM4 189V190H3ZM6 189H7V191H6ZM23 189V190H22ZM67 189V190H66ZM84 189V190H85ZM112 189V190H111ZM115 189H118L117 191L115 190ZM141 189H143V190H147L146 192H143V190L141 191ZM71 190V191H70ZM100 191V192H98V191ZM108 190V191H107ZM111 190V191H110ZM114 190V191H113ZM124 190V191H123ZM127 190V191H126ZM139 190H140V192H139ZM4 191V192H3ZM54 191V192H53ZM58 193H57V192ZM60 191V192H59ZM62 191V192H61ZM65 191V192H64ZM102 191V192H101ZM109 191H110V194H108L109 193ZM119 191V192H118ZM120 191L122 192V193H120ZM30 192V193H29ZM40 194H39V193ZM41 192H42V194H41ZM46 192H49V195H51L52 194V196H53V198H52V196L51 197H48L49 195H48V193H46V196H44L45 195V193ZM52 192V193H51ZM56 192V193H55ZM64 192V193H63ZM69 192H70V194L72 195H68L69 194ZM88 192V193H87ZM90 192V193H89ZM114 193V195L113 194H111V193ZM126 192H127V194H129V195H127L126 194ZM23 195H22V194ZM28 193V194H27ZM34 193H37V195L35 194V196H37L39 199H37V197H35L34 196ZM51 193V194H50ZM92 193H93V195H92ZM98 193V194H97ZM101 193V194H100ZM121 194V196H118L117 194ZM125 193V194H124ZM26 194V195H25ZM53 194H56V195H53ZM61 194H62V196H61ZM73 194H75L76 195V197L73 195ZM83 194V195H82ZM88 194H90V195H88ZM95 194V195H94ZM97 194V195H96ZM107 194V195H106ZM16 195V196H15ZM41 195H42V197H41ZM48 195V196H47ZM60 195V196H59ZM67 195H68V198L71 200V199H73V200H71V201H69L68 202V198H67ZM110 195V196H109ZM112 195V196H111ZM127 195V196H126ZM3 196V197H2ZM18 196H19V199H18ZM23 196V197H22ZM30 196V197H29ZM43 196H44V198H43ZM55 196H56V198H55ZM64 196V198L66 199H64V198H62ZM73 196H74V198H73ZM84 196V197H83ZM86 196V197H85ZM88 196V197H87ZM97 198H96V197ZM107 196H109V198H110V201H109V198H107ZM115 197V199H114V197ZM118 196V197H117ZM14 197V198H13ZM16 197H17V199H18V202L16 201V200H13V199H16ZM46 197H47V199H46ZM59 197V198H58ZM81 197V198H80ZM101 197V198H100ZM123 197V198H122ZM126 198V200H125V198ZM128 197V198H127ZM11 198V199H10ZM29 198V199H28ZM30 198H34V199H31L30 200ZM38 200V202H37V200ZM64 199V201L62 200V199ZM76 198V199H75ZM81 200H80V199ZM84 198V199H83ZM86 198H88L90 201H94L93 199H95V200H97V203H96V201H94L93 203H91L90 201H88ZM103 198H105V200L103 199ZM112 198V199H111ZM116 198H117V200H116ZM118 198H119V200H118ZM10 199V200H9ZM43 199H44V201H43ZM55 199H57V201L55 200ZM59 199V200H58ZM79 199V200H78ZM100 199V200H99ZM108 199V200H107ZM124 199V200H123ZM22 200V201H21ZM36 200V201H35ZM41 200H42V203L43 202H45L44 204V206L45 207H47V208H45L47 211H48V209L50 208V212L48 213L47 211H45V209H43V204L41 203ZM49 200V201H48ZM50 200H51V203H50ZM53 200V201H52ZM61 200V201H60ZM85 200H87V201H85ZM103 200V201H102ZM123 202H122V201ZM6 201V202H5ZM34 201V202H33ZM40 201V202H39ZM47 201H48V203H47ZM54 201H55V203H54ZM59 201L62 203H60V204H57V203H59ZM66 201V202H65ZM75 201V202H74ZM80 201V203L79 204H82L83 202H86V204H88L89 203V205H90V203L92 204V206L90 205H86L85 203L84 204H82V207H85L86 206V208H84L85 210H84V212H83V214H80V213H82V210H83V208H77L76 210H80V212H79V214L77 213V214H75L74 215V217H73V219H74V227L73 226H71V223L69 224V223H67L68 221V219H66L65 221L66 222H64V225H62V224H60L61 226L60 227H62V226H66V224L68 225V227L67 228H65V229H62V230H58L57 231V233H58V235H55L56 234V230L57 229H59L58 227V225H59V223L61 222L62 223V221H59V218H57V216L59 217V213H63L64 212V214L66 215V213H68L67 212V210H70V212L72 213V211H71V204L72 205H78V202ZM99 201H101V202H99ZM117 203H116V202ZM121 201V202H120ZM11 202V203H10ZM22 202H24V204L22 203ZM30 202H32V204L30 203ZM65 202V203H64ZM67 202L69 203V204H67ZM71 202V203H70ZM77 202V203H76ZM114 202V203H113ZM15 203V204H14ZM25 203H27V205L29 204L30 205V207L31 208H28V210H24V212H26L25 214H26V216H20V215H18L17 213L15 214V213H13V212H15V211H19V209L21 208L20 206L22 205V207L25 205ZM39 203V204H38ZM40 203H41V207H40ZM53 203V204H52ZM64 203V204H63ZM74 203V204H73ZM76 203V204H75ZM123 204V205H117V204ZM6 204H8L7 206H8V208H6L7 206H6ZM9 204H12V205H9ZM4 205V206H3ZM15 207H14V206ZM18 205V207H20L19 209H14V208H18V207H16ZM28 205V206H29ZM31 205H34V206H31ZM35 205H37V207L39 208V210L41 211V214H42V210H44V214H42L43 216H41L40 215V213H39V210H38V208L35 206ZM54 206V207H50V206ZM55 205L56 206H58V207H55ZM62 205V206H61ZM64 205V206H63ZM69 207V205H70V207L69 208H66L67 206ZM114 205H116L115 207H114ZM10 206V207H9ZM12 206V207H11ZM48 206H49V208H48ZM2 207H3V209H2ZM60 207H61V209H60ZM62 207H65L64 209H65V211L63 210V208ZM89 207L91 208H93V209H89ZM95 207H97V206H95ZM117 207V208H116ZM33 208V209H32ZM37 210H36V209ZM53 208V210L52 211H56V213H57V210H58V213H57V215H56V213H54V212H51V209ZM58 208V209H57ZM36 211H35V210ZM56 209V210H55ZM89 209V210H88ZM8 210H11V211H8ZM15 210V211H14ZM31 210V211H30ZM62 210V211H61ZM93 210H95V211H93ZM119 210H120V212H119ZM5 211V212H4ZM20 211H22V210H20ZM32 211H34V212H32ZM61 211V212H60ZM75 211V210H74ZM73 211V213H75ZM87 211H90V213L89 212H87ZM9 212H10V215H9ZM30 212H32V213H30ZM4 213V214H3ZM30 213V214H29ZM45 213H47V214H49L48 215V217L46 216L47 214H45ZM71 213H69V214H71ZM95 213V214H94ZM97 213H98V210H97ZM110 213V214H109ZM115 213H119V214H116L115 215ZM8 215V218H7V215ZM24 214V215H25ZM39 216H38V215ZM51 214H53V215H56V216H53V215H51ZM6 215V216H5ZM13 215H15V216H13ZM31 215V216H30ZM45 215V216H44ZM11 216H13V217H15V218H13V217H11ZM17 216V217H16ZM34 216L37 218V217H42V221H44V222H46V223H48L47 224V226L46 225H44L43 223L44 222H41V224L39 223L40 221L39 220H41V218H34ZM78 216V217H77ZM82 217V218H80L79 220H78V218L79 217ZM116 216V217H115ZM5 217H6V219H5ZM23 217V218H22ZM29 217V218H28ZM50 217H53V219H54V221H53V219L51 220V219H49ZM54 217H56V218H54ZM110 217H109V219H110ZM17 218V219H16ZM19 218H21V219H19ZM75 218H76V220H75ZM92 219V221H91V219ZM94 218H95V220H94ZM111 218V219H112ZM8 219V222H9V224L7 225V224H5L4 223V221L5 220H7ZM36 219V220H35ZM49 221H48V220ZM85 219V218H84ZM109 219H107V220H109ZM110 219V223H111V221L113 222L114 220L112 219L111 220ZM20 220H21V222H20ZM28 220V221H27ZM35 220V221H34ZM38 220V222H36ZM56 220V221H55ZM116 220V219H115ZM2 221H3V223L5 224H2ZM12 221V222H11ZM14 221V222H13ZM80 221V222H79ZM30 222V223H29ZM31 222H32V225H31ZM34 222V223H33ZM35 222L36 223H39L40 225H44L43 226V229H41V228H39L40 227V225L39 224H35ZM56 222V223H55ZM76 222L78 223V224H76ZM116 222V221H115ZM115 222H113V224L115 223ZM11 223V224H10ZM45 223V224H46ZM50 223H51V225L54 223V226L52 225H50ZM66 223V224H65ZM79 223H81V224H79ZM109 223V224H110ZM20 224V225H19ZM29 224V225H28ZM76 224V225H75ZM112 224V223H111ZM23 225V226H22ZM38 225V226H37ZM50 225V226H49ZM81 225V226H80ZM4 226V227H3ZM21 226V227H20ZM33 226V227H32ZM41 226V227H42ZM55 226H57V227H55ZM76 226V227H75ZM6 227H7V229H6ZM15 227V228H14ZM16 227H18V228H16ZM25 227V228H24ZM31 227H32V229H35V230H32L31 229ZM39 229H38V228ZM50 227V228H49ZM52 227H54V228H52ZM72 229H71V228ZM78 227H80V228H78ZM4 228V229H3ZM13 228H14V230H13ZM45 228V229H44ZM52 228V229H51ZM70 228V229H69ZM74 228L76 229V230H74ZM12 229V230H11ZM19 229V230H18ZM21 229V230H20ZM82 230H83V227L81 228ZM25 230H26V232H25ZM42 230H44V231H42ZM47 230V231H46ZM64 230H66L67 232H65ZM69 230V231H68ZM71 230H74V234L76 235V233L75 232H78V235H73L72 236V234H73V231H72V233H71ZM81 230V231H82ZM33 231V232H32ZM35 231V232H34ZM60 231V232H59ZM61 231L64 233H61ZM30 232V233H29ZM32 232V233H31ZM53 232H54V234H53ZM59 233H61V234H59ZM66 233V234H65ZM70 235V233H71V235L69 236L68 234ZM63 234V235H62ZM23 236V237H22ZM60 236V237H59ZM74 236H75V238H74ZM16 237V239H14ZM20 237H22V238H20ZM70 237H73V238H71V239H69ZM63 238V239H62ZM77 238V239H76ZM11 239V240H10ZM58 239H59V241H58ZM76 239V240H75ZM69 240V241H68ZM70 240H72V243L70 244ZM75 240V242H73ZM61 241H63V242H61ZM69 242V244H68V250L67 249H65L66 247L64 246V245H66L67 246V243ZM77 241V242H76ZM66 242V243H65ZM41 245H40V244ZM78 245H77V244ZM54 244H56V245H54ZM63 244V245H62ZM74 244V245H73ZM42 245H43V247H44V249H43V247H42ZM59 245V246H58ZM61 245V246H60ZM72 245H73V247H72ZM41 246V247H40ZM46 246V247H45ZM52 246V247H51ZM53 246H55V247H53ZM75 246H77L78 248H76ZM80 246V247H79ZM84 246H85V248H86V250L84 249ZM59 247V248H58ZM62 247V248H61ZM76 248V251L74 250L75 248ZM81 247H83V249H81L80 250V252H79V249L81 248ZM2 248V249H1ZM64 248V249H63ZM71 248H73V250L71 249ZM41 251V253H40V251ZM51 249V250H50ZM63 251V252H61V250ZM71 249V250H70ZM78 249V250H77ZM45 252H44V251ZM79 252V257H80V254H82V251H83V254H84V252H85V254L82 256L81 255V258H79L78 257V252ZM42 252L44 253V255L42 254ZM51 252V253H50ZM54 252V253H53ZM58 252H61V253H58ZM74 252H75V255H74ZM50 253V254H49ZM55 253H58V256L57 255H54ZM64 253V254H63ZM49 254V255H48ZM39 255H41V258H42V260H40V256ZM53 255V256H52ZM37 256H38V258H37ZM43 256V257H42ZM45 256V257H44ZM77 256V257H76ZM15 257H16V259H15ZM60 257V258H59ZM29 258H31V259H29ZM35 258H37L38 260H36ZM58 258V259H57ZM33 259V260H32ZM47 259V260H46ZM48 259H51L50 261L48 260ZM56 259V260H55ZM22 260V261H21ZM32 261V263L30 262L29 263V261ZM44 260L41 262L42 264H47V263H45L44 262ZM26 261V262H25ZM28 261V262H27ZM39 261V262H38ZM22 262V263H21Z\"/></svg>",
	"mask_w": 264,
	"mask_h": 264
}]
</instances>
